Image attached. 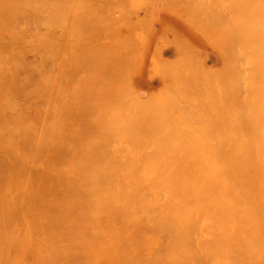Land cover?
Listing matches in <instances>:
<instances>
[{
    "label": "rangeland",
    "instance_id": "rangeland-1",
    "mask_svg": "<svg viewBox=\"0 0 264 264\" xmlns=\"http://www.w3.org/2000/svg\"><path fill=\"white\" fill-rule=\"evenodd\" d=\"M51 1L53 2L55 0H51ZM71 1H73V0H71ZM71 1L69 0V2H71ZM74 1H76V0H74ZM77 1H76V3L80 4V2H77ZM88 1L91 3L93 0L92 1L83 0V3H85V2L88 3ZM96 1L98 3H105V5H111L112 3H114L113 0H109L108 3H107V0L106 1L104 0L105 2L103 0H96ZM129 1H125V3L129 2ZM135 1L136 0H133V4H135V5H133L131 2L128 3L129 5L132 4V6L128 5V7H130V8L133 7V9L134 8L138 9V11L137 10L136 11L134 10V12L132 11L131 14L129 11H131L132 9H130V8L126 9L128 7L126 5H123L124 3L121 4L122 5L121 7H123V10H124L123 14L126 12V15H124V16L128 15V18L127 17L126 18L128 20L131 19L132 22L135 21V22L139 23V21H136L137 17L140 19L145 14H148V13H145V11L151 13V10L153 11L154 10L153 8L155 7L153 5H158L157 9H155L156 13L154 12L153 16L150 15V16H152L153 21L150 20L152 22L149 21V24H148L147 23V21H148L147 16H145L146 22L145 23L143 22V24L146 25L147 33L149 31L150 36H148V37L151 39L150 42L147 41L149 39H147V37H145V35H143V33L147 34L146 29L142 30V28H144L145 26L143 27V25H142L141 27L137 28V30H136L135 28H133V27H135L134 26L135 23L133 24L130 22L131 23L130 25H132V26H129L126 24L127 26L123 27V25H121L123 23L122 22L123 19L121 17L124 18V16H121V14H122L121 12L123 10L121 12L119 11L122 9L120 7V5L118 6V7H120V9H118V7H116V9H115V5L112 4L113 7L110 6L108 9H105L107 7H104V10H106L107 12L106 11H105V13L102 12L103 6L101 7L102 10L98 11L99 13L103 14L102 15V14L98 13L100 15V17L104 16V14H105V17H107L106 14H108V13L113 14V15H108V16H110L109 19H111V20L113 19L111 17H114V19L112 20V24H114V22L115 23H117L119 21L121 22L119 25L120 28L117 29V30H119V32L115 30L117 33L114 35H112V34L108 35L107 33H105L106 37L109 36L108 37L109 41L105 37L102 38V36L104 34L101 35V33H100L101 30L98 29L99 27L97 25L99 23H97L95 21L93 22V20H92L98 16L96 14L97 10L96 9L95 10L88 9L87 4L82 5V3H81L80 4L81 6L75 7L76 11L77 10L79 12L81 11L80 12L81 18H82V16L85 17V19H83V20L87 24L84 23L83 21H82L83 22L82 24H81V21L79 24L78 21L80 20V13L79 14L77 13V15H79V16H77L75 13L76 21H77V17L79 19L76 23L77 24L76 26H75L74 22H73V24L72 23L67 24L68 27L71 24L70 27H73L72 30L74 32L73 33L71 31H69V29H71L69 27V29H68L69 32L65 33V34H67L68 37L66 35H64V37H61L60 35H58L59 33L61 34V31H63L65 26H64V24L59 26L60 25L59 22H56L58 24H55L53 22L55 20H53V19H57L56 17H58V16H56V17L51 16V18H52L51 19V23H52L51 26L54 24L53 25V27L55 26L54 30L56 28H59L58 31L61 30L57 34L56 33L57 31L55 32L53 29H51V37H52L51 42L53 40V42L51 43V47H52L53 43H54V45H55V43H56V45H58L57 47L55 45L53 48H51V51H54V52L58 51V48L60 47L61 53L66 54L65 51H67L68 54H66V55H69V56L73 55V56H70V57L67 56L66 57L64 54V56L60 57V55H63V54L59 53L60 54L59 58L57 56H56L57 58L56 57L54 58L58 62L54 61V59H53L54 56H49V63H50L49 65L50 66L48 65V67H50L49 69L53 70L55 73V75L50 73V77L52 78L50 80V83L51 84L53 83L52 84L53 87L51 86L52 89L49 92L37 93L36 95H35V14L31 13V12L0 13V264H181V220H180V216H179L178 181H177L176 173L169 172V171H161V172H154V173H146V172L129 173V172H117V171L112 170V169L100 170V169H97L95 167H85V166L80 167V166H83V164H84L83 160L77 161L78 163L82 162V164H80L76 167H71L69 164V163H71L70 159L67 157L52 159V158L46 157L44 155H35V112L37 109H38V111H39V109H42V108L49 109L50 114H51V118H56V115L61 116V113H63V114L67 113L66 116H67L68 120L71 121V123L69 122L70 126L72 127V126L77 124L78 126H80V129H82L83 127L85 128L87 125H89V124H86L87 120L88 121L89 120L90 121H97L96 119L100 118L103 115L104 111L113 107V103H112L111 99L106 97L105 95L101 94L95 88V86H93V83H96L97 81L95 79H93V80H91V79H92V77L94 78L97 71L95 69L96 72H94V69L92 67L93 66L95 67V64H97V67H98V64L100 61L97 63L96 60L99 58V54H100V57L101 56L104 57L106 55L105 54V52H106L105 48L108 50L110 49L112 52V48H110L111 44L113 42H115L114 41V40H116L115 38L119 37V39H121V41H119V43L117 44V46H119V48L117 46L115 48V49L118 48V52H117V54L114 52V56H117V58L114 57L116 60L113 59V60H115V63L117 62L116 65H118V63H119L118 61L121 58L120 55H122V53H121L122 51H120L122 49V47L123 48L125 47L126 49L128 47V50H129L132 46L133 41H131V40H130L131 42L129 43V46H126V43H125V40L127 41V39L125 37H129V36H126L127 35L126 33L128 32V30L130 32V33H128V35H130L131 38L134 37L133 36L134 33H137L136 38L140 39L139 38V36H140V37H142V40L145 39V40H143V42H145L144 43L145 45L141 42L142 43L141 45H143V47H145V48H143V47L141 48V45L139 47L140 49H142V51L145 50L144 51L145 53L141 52L143 54L139 53V49H137L138 45L135 46L136 45L135 42L133 44V47H135L138 50V52L137 53L135 52V53L141 54L142 57H139L136 60H132L131 61L132 63H130V64H129V62H130L129 57L127 58V61H126V59H125V62L123 61L125 65H123L124 67L121 71L123 72L124 75L126 74V76L123 75V77L119 76L118 74H115L113 72L114 64H113V67H110V69H112V72H109V70H108L109 66L107 67L106 64L103 65L104 63L102 64L101 62H100V64H102L105 67V70H107V72L105 73L104 69L101 70V68H98V72H99V70L101 72H104L101 74H103L102 76H103V78H105L104 79L105 81H108L107 76H105L107 74L108 77L110 78V80L115 78L114 80H116V82L118 81L122 85V88L121 87L120 88L123 89L121 91L127 92L125 95L123 92L118 91L117 86H116V89H117L116 91L121 92L120 95L123 93L120 97L122 99V101H124V96L129 97L130 93L133 94L134 90L132 88H134L135 90L138 89L136 92V94H137L136 96L138 98L136 99V96H134L135 97L134 101H133V98H131L132 100L130 99L131 101H129V102H131V104H134V103H137V102H135L137 100L138 101L137 105H140L139 101L141 99V101H142L141 107H142V104L148 105L149 103H151V102L147 103V100L150 101V99H147V98H149V97L153 98L157 93H159V91L156 90L157 88L158 89L162 88L160 90L161 91L160 95H161V98H163L164 100L169 99V97L171 95V97H170L171 105L168 103L170 106H172L174 104L173 101H175L174 99H176V98L178 99V101L180 103H183V102L185 103V100L182 101V99H183L182 96L184 97L185 95H188L187 93H189L190 91H192L191 94L194 93V94L188 96L191 99H186V98H188L187 96H186V98L184 97L188 101V103L189 102L193 103L194 99H196V102H198L199 96L201 97L200 94L201 93L205 94L204 96L202 95L203 99L201 98L199 100V102L201 100L203 102L207 101V100H210L212 102L210 103L208 101L210 104L208 105V102H207V103H205L206 106L204 103L198 102L199 104L202 103L204 105V107H203V105L198 106L197 105L198 103H197L194 105L195 107L193 106L194 108H191L192 111L188 110L189 106H191L190 104H188V106H186V109L188 111H191V116H190V113L188 112L189 113L188 115L190 116V118H187L188 116L186 117L185 114L183 115V113L187 112V111H184V110H186L185 108H183V109L181 108L180 110L178 109V111L176 110L177 108H179L176 106V104L178 103L177 100H176L177 103L174 106V110L171 109L172 110L171 111L167 106L168 104H166V106H167L166 108H164V109H162L163 107L161 108L160 105L162 102H164V105H165V101H162L161 98H160L161 103H158L159 99L154 98L155 100L158 101L156 103L154 102L155 100L152 99L154 102V105H156L157 103L160 104L159 108H161L162 110H165L167 113H168V111H171L172 113L174 112L173 115L171 114L172 116L168 117L171 121L174 120L173 118H175V115L179 116V120L177 119L178 117L176 118L177 119L176 121L178 122V124H176L177 122L174 121V122H176L175 126H177V127H175L173 123H172L173 125H171L172 127L174 126L175 128H177V130L180 128L179 126L184 127L186 125L189 126V128H193L194 132L191 130H188V131H190V132H188L187 131L188 127L186 126V131L188 132V135L185 134L186 136H189L190 133L196 134V132H197V134H198V131H197L198 126H197V128L195 125H194L195 128H194V126L190 127V124H192V123H185V121H184V123L186 125L181 124V123H183L182 122L183 120L181 121L180 119L182 117H185V119L190 120V121L188 120V122H191L193 120V116H195V114H198V110L201 113H199L197 120H199L200 117H202L201 119H203V120H200L199 127H201V128H202V126L204 127V125H202V124L203 123L205 124L206 122H208L209 119L215 127L218 126L216 124L217 122H219L218 123L219 125L223 124V126L220 125V127L221 126L223 127V129L221 127V131H220L219 126L217 129L212 128L214 126L212 124L210 125L211 122L209 121V125H210V127L208 125L209 129H207V131L205 130L207 127V123H206V127H204L205 129L204 128H202L204 130L201 129L203 131V134H206V135L208 134L209 131H210L209 134L213 132L212 136L214 135V132H216L215 135H217L218 132H221V133H219L220 135H217V137L221 136L222 132H225V133H223V135L224 134L228 135V132L230 130L229 124L236 122L235 121L236 119H237L236 125L237 126L239 125V127L240 126H244V127L248 126L249 127V125H256V124L260 125L261 124L260 123L261 121L258 119L260 116V115H258V109H257L256 105L251 104L252 102L249 98L253 94H260L261 92L264 93L263 92L264 91L263 90L264 83H262V80L264 79L263 78V75H264L263 72L264 71L261 72V71H259V68H258V72L255 74L256 76L252 74L253 72L254 73L256 72L255 70L252 71V69L256 67L254 65V64H256V63H254V61L257 62L256 65H258V63L263 62V64H260V65H263L262 68L264 67V58H262L264 56L263 55L264 53H262L263 56L260 54L262 52V49H264V40H263L264 38L262 37L263 34H261V32L264 31V29L263 30L260 29L261 28L260 23H262L264 19L262 20L260 18V20H259L258 16H257V15H259L260 17H262L264 15V12L261 13L262 12L261 10L264 11V9L260 8L261 12L258 9L259 7H264V5H262L264 0H262V2H261V0H257V2H255V0H254L253 5H252L253 0H248V2L252 1V3L249 2L250 4L249 3L247 4L246 3L247 1H245V0H240V1L244 2V4H243L242 2L239 1L240 3H242L245 6V8H249L250 7L249 5H252V8L249 9L250 11L247 9L245 10V11H249L248 13L244 11L245 14H243L242 19L240 18L241 14L239 15V13H241L240 11L244 10V8H243L244 6L242 4L239 3V6L238 7L236 6L237 10H235V11L230 10L232 8L234 10L235 4L238 5V3H235V2H238V0H233L234 6H233V3L231 0H228V1H231L230 3L227 2V0H226L227 4L224 3L225 5L222 3H218V4H222L221 7H220V5H218V7L221 9L223 8V5H224L225 9L229 8V10L228 9L225 10L224 8L222 10L221 9L220 10L221 11L225 10V12L227 13L225 16L223 15L224 17L227 18V16H228V19H230L232 17V21H233L232 23L229 22V21H231V19L228 21L226 18L220 16V13H222V12H220L219 15L218 14L215 15L216 17H214V14H216V10L218 9V7H215V5L217 6V4L214 5L215 1L213 0L214 6L213 5L212 6L215 7V8H213V10L215 9V13L211 12V14H213V17L211 16V14L210 15L208 14L211 17L210 18L207 17V19H206L207 21H208V19L209 20L211 19L212 21H214V19H216L218 16H220L222 19L224 18L227 20V22L225 21L226 23H231L230 24L231 27H232V24H235V26H234L235 31L239 27L240 29H238L239 31L237 30V32H240L241 34L244 33L245 35H241L243 38L249 39L250 37H252L253 38L252 41L253 40L255 41V39H256L257 40L256 42H258V41L263 42L262 45H261V42H260V44L258 42V44L260 45V48H258V46H256L258 51L256 50V48H254L256 50V55H257V52H260V51L261 52L258 53L257 56L254 54L255 57L253 55H251L252 59L249 60V58H248L249 56H247L248 54L246 55L247 57L244 54L246 53V51L247 52L249 51L248 50L249 48H250V51L252 52L253 48L251 49V46L254 45L253 47H255L256 42L254 43V41H253V43H254L253 44V43H251V41L249 43V41L247 40L246 42H248V43L243 44L242 43L243 39H241L242 37L241 38L239 37L240 33H238L239 36H237V37H239V39H240L239 40L240 42L239 41L238 42L240 44L242 43L244 46L249 45L248 48H245L246 49L245 53L244 52H243L244 54L242 53V55L245 56V57L241 56V58L242 57L245 58V59L242 58L243 61L241 58H239V59H241L240 61H238L239 59L237 60V58L239 57L238 56L239 54L235 55V57L238 56V57H236V59H234L235 57H234V55H232L235 53L237 54V51H238L237 47H236L237 51H235V49H234L235 52L232 50L233 48H235L234 43H236V41L238 40V38L234 37L233 34H232V38L233 39L237 38V39L232 40L231 36L226 38L225 41H223V42H226V44H229V46L226 45V46H228L226 53L227 52L228 53L227 54L222 53L221 49L223 47L222 46L223 43L221 44V46L219 48L218 47L220 45V44H218L219 42H215V41H217V38L219 36L217 37L214 35L215 32H217V31L215 28L211 29L214 25L216 26V24H215L216 22L214 23V25L212 27L211 26L209 27L207 25L209 27V29H208L209 33H207V34H209V36H211V34H213L212 35L213 37L208 36L209 39L213 38L215 40V38L217 37L215 41H211L213 43H211L210 41H208V42L205 41V38H207L206 40H209L207 36H204L205 38H202L204 35V32L205 33L207 32V29H206V31H204L205 29L201 31V32H203V35H201V37H200L201 32L199 33V32H195L197 30H192V27H193V29H196L195 27L198 28V25H195V24H194L195 26L192 24L189 25L188 22L192 21L195 23L197 21L196 24L197 23L199 24L198 21L200 20V19L199 20L194 19L195 20L194 21L192 18L189 17L192 20H190L188 22L186 21V19L188 18V17H186V15L187 16H190V14L195 15V14H192V12L195 11L194 4H193V3H195L194 0H193V3H191L192 0L190 2L184 0L183 2H186V3L180 2V0H178V1L177 0H159L161 2V4H159L157 2V0L156 1L155 0H150V1H148V0H146V1L145 0H137L136 2ZM199 1H201L200 3L203 5L204 2L209 3L210 0L209 1L204 0L203 2H202V0H199ZM199 1L197 0L196 3H198ZM221 1H219V2H221ZM61 2H63V1H61ZM123 2H124V0H123ZM144 2H146V3H144ZM164 2H165V4L171 3L170 5H172L173 9L175 8L177 11L174 10L171 13L170 12L171 10L169 9L170 7H168V9H165L164 8L165 7ZM176 2L179 3L180 5H184L185 8L187 9L186 12L188 10L189 11L192 10V11L191 12L188 11L189 13L183 12L184 14H180V13H182L181 11H185V9H183V10L180 9L181 11H178L179 5ZM216 2H217V0H216ZM224 2H225V0H224ZM63 3H61V4H63ZM67 3H68V1H67ZM94 3L95 2H93V4ZM96 3L94 5H96ZM115 3L117 4V1ZM120 3H122V2L120 1ZM255 3L257 5H255ZM258 3L261 5L259 6ZM69 4H70V8H71L72 4L71 3H69ZM168 4H167V6H170ZM228 4L230 7L231 6H233V7L230 8L228 6ZM64 5H65V3H64ZM64 5H61V6H63L65 9H67V6L69 7L68 4H67V6L66 5L64 6ZM145 5H147V6H145ZM162 5L164 6L163 8H162ZM54 6L57 7V5H54ZM61 6H60V8H61ZM74 6H77V5H73L72 8H74ZM89 6H92V5L90 4ZM124 6H126V7H124ZM134 6H136V7H134ZM138 6H139V8H143L142 9L143 11H141V9H139ZM208 6H209V4H208ZM241 6H242L243 10H242V8L239 9V7H241ZM254 6L258 7V8H256V10L259 11V14H257L258 11L256 13V10H253ZM80 7L83 8L84 10L88 9L89 10V12L87 10L88 14L91 13L90 10H93L94 12H92V14L94 13L96 15L93 16L94 18L91 17L92 18L91 19L89 16L87 17L88 14L86 11H85V13L87 15L85 13H84L85 15H83V13H82L83 9L80 10ZM97 7H99V5H97ZM97 7H95V8H97ZM189 7L191 8V10L188 9ZM209 7H207V8H209ZM55 8H53V9H55ZM72 8L70 10H72ZM53 9L51 11H53ZM61 9H63V8H61ZM199 9L202 10V8H200V7H199ZM210 9L212 10V8H210ZM116 10H118L119 13H121L119 15V17L117 15L118 11H116ZM127 10H129V11H127ZM203 10L201 12H205V10L204 11ZM220 10L218 9L217 11H220ZM252 10H253V12H252ZM60 11H63V10H60ZM68 11H69V9H68ZM68 11L66 12L67 16L69 15ZM228 11L229 12L231 11V12L229 13ZM254 11H255V13H254ZM74 12H75V10H74ZM116 12H117V14H116ZM176 12H179V13L177 14ZM201 12H199V15ZM232 12L237 13V15H239V16L236 17L237 15H235V13L231 14ZM58 13H60V12L58 11ZM169 13H171V15ZM173 13H175L177 15L176 18H175L176 15ZM228 13L231 14L230 18H229ZM246 13H247V15H246ZM253 13L256 15H253ZM57 14L54 13V15H57ZM136 15H138V16H136ZM199 15L197 13V16H199ZM233 15H235V20H234ZM249 15L253 16V18H251L253 20H255V18L257 17L256 21L254 22L253 20H250ZM60 16L65 17L63 15H60ZM148 16H149V14H148ZM180 16H182V18ZM205 16H206V14L204 13L203 16L200 15V18L202 19ZM247 16H249V18ZM68 17L73 18L74 15H73V17L72 16H68ZM185 17H186V19H185ZM245 17H247V18H245ZM70 18H68V19L70 21H72ZM75 18L73 19V21L75 20ZM120 18H121V20H120ZM142 18H144V17H142ZM236 18H239V19H236ZM262 18H264V17H262ZM101 19H103V18L101 17ZM104 19L107 20V18H104ZM109 19H108V22L111 23V21ZM149 19H151V18L149 17ZM154 19H157V20H154ZM183 19H185V22ZM218 19H219V17H218ZM222 19H220V20L222 21ZM243 19H245V20H243ZM247 19H249L250 23L253 22L252 26L248 22ZM99 20H100V18H99ZM124 20H125V18H124ZM131 20H129V21H131ZM145 20H143V21H145ZM164 20H166V21L168 20V22L170 21L171 25L168 22H165ZM204 20H205V18H204ZM211 20H210V22H211ZM239 20H240L239 23H241L242 25L241 24L236 25V21L238 23ZM257 20L262 21L260 23L258 22L260 30L258 28L255 29L256 25H254V24L255 23L257 24ZM57 21H58V19H57ZM97 21H98V19H97ZM245 21H247V23ZM60 22H63V21H61V19H60ZM106 22H102L101 24L104 23L102 26L106 27L108 25V24H105ZM163 22L169 24L170 25V27L168 26L169 28H172L173 26H174L173 28H175V29L177 28V26H178V28L180 27V30H179L180 34H178L179 31L177 32L174 29L175 33L171 34L168 30L166 32L167 34L164 32L165 33V36H164L162 34L163 33L162 31L167 26L164 27L163 24L165 25V23H163ZM202 22H206V21H202ZM202 22H200V23H202ZM217 22H218V20H217ZM220 22H218V23H220ZM96 23H97V25H96ZM141 24H138V25L140 26ZM206 24H208V22ZM210 24H212V23H210ZM258 24H257V26H258ZM65 25H66V23H65ZM149 25H151V28ZM201 25H199V26L202 27L203 25L202 26ZM227 25H229V24H227ZM227 25H226V27H227ZM247 25H250V26L248 27ZM263 25H264V22L262 24V28H264ZM81 26H83V27L85 26L86 30L83 28L81 30V32H79ZM86 26L88 29L86 28ZM92 26L95 27V29H93ZM108 26H110L109 28L111 29V25L109 24ZM115 26H116V24H115ZM236 26H237V28L235 29ZM96 27H98V28H96ZM224 27L225 26H223L222 28L224 29ZM228 27H230V26H228ZM242 27L244 30L241 29ZM251 27H253V29H255V32H256V30H259L258 32H256L258 35L254 34V36H250V35H253V33H254V30ZM77 28L79 30H76ZM114 28H116V27H114ZM153 28H156V30ZM204 28H207V27L205 26ZM100 29H102V27H100ZM140 29H141V32H139ZM83 30H85V33L83 32ZM109 30L107 32H109ZM164 30L166 31L167 29H164ZM217 30H219V29L217 28ZM241 30H243L244 32ZM247 30H249L250 32H253V33L250 34V32ZM104 31H105V29L102 31V33H104ZM174 31L172 30L171 32H174ZM210 31L212 33H210ZM225 31L228 32V30H226V29H225ZM231 31L233 32V30H231ZM65 32H67V31H65ZM82 32L84 33V35L81 34L80 36H77L78 33H82ZM92 33L98 34V35H95V37L92 35V37H94V39H95V40L92 39L93 42L97 40V43H98V41H100L99 43L102 45V47H103V45L105 47L104 53H102L104 51L102 48L103 51L101 50V52H100V50H98L100 52L99 54H97V53L92 54V56L94 55L93 57H94L95 61L93 60V58L90 59V57H92L90 52L88 53L90 55L87 54V52L89 51L87 47L90 46L87 43L90 40L87 41L86 39L90 38L89 34L91 35ZM139 33H141V34H139ZM160 33L164 36V37L162 36L163 38L162 37L160 38V39H162L161 42H160V39L158 38L159 36H161ZM176 33H177V36H179V37L182 36L184 38V36H185V38H189V39H183L182 37H180L183 40L182 41L180 39V42L183 43L182 47H180L181 44L179 45L180 48H178L176 46V44L179 43V41H178L179 37L174 35ZM246 33H247V36L249 35L250 37L249 36L247 37ZM63 34H64V32H63ZM74 34H76L75 35L76 37L74 36L73 38H71V36H73ZM124 34H125V36H123ZM234 34H235V32H234ZM151 35H153V36H151ZM173 35L175 38L176 37L178 38V40L174 43H173V40H175V38L173 37ZM220 35L227 36L226 32H225V34H220ZM81 36L86 37V39H84L85 41L82 40L83 38L80 39ZM186 36H189V37H186ZM65 38L68 39L67 42H69L68 43L69 46L67 45V43L63 42L65 40ZM220 38H222V37L220 36ZM71 39H73V40L77 39V42L79 39V42L78 43L73 42V40H71ZM98 39H100V40H98ZM129 39H130V37H129ZM138 39H137V41H138ZM167 39L170 40V43L165 42V40H167ZM223 39H224V37H223ZM227 39H230L229 42L231 41L232 45L230 44L231 42L227 43L228 42V41H226ZM188 40H190V41H188ZM249 40H251V38ZM184 41H186V43ZM70 42H71V44H70ZM80 42H82V44H79ZM163 42H164V44L166 43L167 47L160 46L161 48L162 47H164V48H162V49L159 48V51H158V49L156 50V51H158V53L160 52V55L158 54L157 61L159 60L158 62L160 64L166 65L167 62H169V63L174 62L176 64V62L179 60V62H178L179 64L173 65L171 67L172 64L170 63V66H169V64L167 63V65L169 66L167 68V66L166 67L162 66V65L160 66V64L156 63L157 61L155 60L156 59L155 56H157V52L153 49H154V46L156 45L155 43H157V44L159 43V45L161 43L162 45H164ZM190 42L191 43L193 42L192 43L193 46L194 45L199 46V48L196 46V50L194 49L195 46H194V48H193V46L190 49L188 48V50L190 52H194L197 54L196 56H194V53H193L194 57L191 56V59L192 60L194 59L193 61H191L186 56L187 52L190 53L187 50V48L186 47L183 48L184 46L190 45L191 44ZM97 43H96V45H97ZM115 43L113 44V46H115ZM239 43H236V44H238V47H240ZM84 44H86L85 48L82 47ZM170 44H172V45H170ZM213 44H215V46H216V44H218V46L215 47ZM92 45H93V43L91 42V46ZM96 45L94 44V46H96ZM191 45L189 47H191ZM98 46H99V44L96 46L95 49H97ZM226 46H225V48H223V50L226 49ZM100 47L101 46H99L98 48H100ZM158 47H155V48H158ZM54 48L57 50H54ZM79 48H82V50L85 49L88 51L83 52L82 50H78ZM146 48H147V50H146ZM181 48H183V49H181ZM63 49L65 51H63ZM75 49L78 51H76ZM115 49L113 47V50H115ZM126 49H125V51H126ZM133 49L134 48H132V50H129V51L127 50V52H126V53H128L127 56H129L130 54L135 55V53H133ZM259 49H260V51H259ZM137 50H135V51H137ZM241 50L244 51V48ZM130 51H132V53ZM182 51H183V53H182ZM232 51H233V53H232ZM54 52H51V55H55ZM79 52H81V53H79ZM94 52H91V53H94ZM96 52H97V50H96ZM153 52H155V53H153ZM263 52H264V50H263ZM180 53L182 55L186 54L185 56L183 55V57H185V59L183 61L185 63L189 62L190 67L186 65L187 67H184V69H186V70L190 69L189 72L183 71L182 70L183 68L180 69L181 66L185 64L184 62H182V59L179 56V55H181ZM84 54H85V57L86 56L88 57V59H85V58L82 59ZM110 54L111 53L109 52V54H107L108 58L107 57L106 58L109 59V61H112L110 58L111 57ZM125 54L123 57H126ZM151 54L153 55V57H151ZM56 55H58L57 52H56ZM260 55H261V58H260ZM76 56H78V57H76ZM230 56L231 57L233 56V58H231ZM251 56H250V58H251ZM137 57H134V58H137ZM202 57H204L205 59ZM253 57H254V59H253ZM60 58H64V59H60ZM150 58H152L154 60L151 61L152 59L150 60ZM196 58H197V60H196ZM246 58H248V60ZM84 59L86 62L84 61ZM107 59H105V60L102 59L103 61L102 60L101 61L102 62L108 61ZM121 59H123V58H121ZM232 59H234L233 62H231ZM52 60L55 62V65L51 64V63H53ZM128 60H129V62H128ZM235 60L240 64H238ZM245 60H247V62H244ZM260 60H262V61H260ZM109 61H108V63H110ZM160 61H162V62L164 61L165 63L164 62L161 63ZM186 61H188V62H186ZM193 62H195V63L193 64ZM226 62H230V63H226ZM126 63H128V64H126ZM250 63H252V65ZM100 64H99V67H100ZM196 64H198V65H196ZM128 65H130V67H131L130 68L131 72H129V74L127 72L128 71L127 68H129ZM151 65H153V66L151 67ZM193 65H195L196 70H198L197 66L204 68V69H201L199 67L201 69V72L203 73L202 76H201L202 73H197L200 70L194 72L195 68H194V70L192 69ZM239 65H240V67H239ZM111 66H112V64H111ZM253 66H255V67H253ZM104 67H102V68H104ZM139 67H142V68H139ZM149 67H150V69H148ZM231 67H233V68H231ZM258 67H260V66H258ZM39 68H40V66H39ZM116 68L119 71L118 67H116ZM116 68L114 70H116ZM132 68H133L134 72H132ZM151 68H153L152 71H154V73H151L152 75L148 74V71L150 72ZM159 68L161 69L162 72L159 71L160 70ZM165 68H167V69H165ZM227 68H228V73L224 72L225 73L224 74L223 71H226ZM230 68H231V71L233 70L231 73L229 72ZM162 69L164 70V73H166L168 70H170V71L167 72V75H166V74H163ZM206 69L208 70V72H206ZM222 69H224V70L222 71ZM40 70H41V68L39 69V71ZM50 70H49V72H50ZM156 70L159 71V73L157 72L158 74H155ZM239 70H241V71H239ZM250 70L252 71V73H249ZM256 70H257V68H256ZM177 71L185 72L184 75L189 79V80L187 79L188 83H187V81H184L187 86L190 85V83H194L193 80L198 81L199 84L195 82L194 83L195 85L194 84H193V86H191L192 84L190 85L191 87L190 86L187 87L184 84H182V86H181L182 89L180 87L181 91L183 90L184 92H186V91L187 92L184 94V92L182 91L183 93L181 92V95H180V89L178 91V85L180 86V84H181V83L179 84V82H178V81H180L179 75L182 78L181 80H183V77H184V79H186V77L183 75V73H179L177 76V73H178ZM122 72L120 73V75L122 74ZM135 72H137V73H135ZM191 72H194L195 74L197 73V75L198 74H200V75L195 76L192 73L193 78H194L193 79L191 74H190ZM218 72L223 73L224 75H226V77L227 76L229 77V79L227 77L226 81H225V84L227 85L226 90L221 89L222 91H220V89H219V87L224 88L225 86L219 85V87L217 86L218 88L216 87V85H214L215 87L213 86V84H215V83L218 84L217 82L222 83L221 82L222 80H223L222 85H224V80H225L224 77L225 76L223 77V74H221V76H220ZM237 72H241V77H243L242 75H244V74L247 75L246 77L244 76V79L246 78L247 84L249 86L246 83L244 84V81L246 82V80L241 78L239 76V74H237ZM260 72L263 73V75L259 74ZM139 73H141V75H139ZM170 73L173 76L170 75ZM173 73H176V76L179 77L178 80L175 77L176 82L173 81L174 76H175V74H173ZM212 73H213V75L218 74L220 76L221 80L214 79V76L212 75ZM214 73H216V74H214ZM97 74H99V73H97ZM101 74H99V76ZM128 75H129V79L131 80L130 82L128 81ZM218 75L216 78H219ZM235 75L236 76L238 75L241 78V81H243V80L244 81L240 83L239 77H236L239 79L238 80L235 78ZM248 75H250V79H248V77H249ZM96 76L98 78V75H96ZM102 76H101V78H102ZM154 76H155V78H154ZM194 76L197 78V80ZM72 77L73 78L74 77L75 78L80 77V78H79V81H75V80H77V79H75L74 80L75 82H74V81H70ZM207 77H208V79H207ZM232 77L234 78V80L236 79L237 81H233V82L231 81L233 84L232 83L230 84L229 81L233 80V79H231ZM260 77L262 79H260ZM203 78H205V79H203ZM251 78L254 81H257V83L261 82L260 83L261 85L259 84L258 86H256L257 83H254V81ZM152 79H154V80H152ZM227 79H228L229 85L227 84ZM52 80H53V82H51ZM97 80H99V79H97ZM110 80H109V82H110ZM170 80L172 82H174V86ZM249 80H252V81H249ZM199 81H201V82H199ZM69 82H72V83L74 82V84L70 85ZM111 82L113 84H115L112 80H111ZM75 83H76V85H75ZM161 83H163V86L165 85V88L162 87ZM202 83H204V84H202ZM235 83H237V84H235ZM253 83H254L255 87L253 86ZM68 84H69V86H68ZM77 84H78V86H77ZM196 84H198V86ZM200 84H202V85H200ZM250 84H251V86H250ZM66 85H67V87H66ZM233 85H235V86H233ZM72 86H74V87H72ZM171 86H173L174 88H172ZM206 86H207V88H205ZM240 86H241V88H240ZM194 87H195L196 91L194 90ZM196 87L200 88L198 92H197ZM229 87L232 88V90H230ZM168 88L173 90L174 93H170L172 91H169L168 94L166 95ZM184 88L186 91L184 90ZM208 88H210L209 91H211V93H209V91H207ZM152 89H155L156 94H154ZM163 89H167V90L162 92ZM235 89H237V90H235ZM151 91L153 93H151ZM219 91L221 92L222 97H225V100H224V98L222 99L220 97V93H218ZM206 92H208L209 95L211 94L210 97L213 95L214 98L209 99V96L207 94L208 99L204 100V97L206 96ZM222 92H224V94ZM175 93H178L180 96L176 94L177 95V97H176ZM195 94H197V95H195ZM233 94H234V96H232ZM240 94H241V97H240ZM160 95H159V97H160ZM225 95H227V96H225ZM229 95H231V96H229ZM235 96H236V98H235ZM35 98L37 100L36 105H35ZM216 98L217 99L221 98V99L217 100ZM126 99H128V98H126ZM226 99L228 101H226ZM242 99H244V100H242ZM143 100H145L146 102ZM229 100H230V102H229ZM248 100H249V102H248ZM127 101L125 100L124 103H126ZM238 101H240V102L238 103ZM222 102H223V105H222ZM241 103H242V105H240ZM245 103L247 105H249V108L247 105H245ZM128 104L129 105H127V107L132 108V107H130L131 104L130 103H128ZM180 105H178V106H180ZM182 105L185 107V105H187V103L182 104ZM219 105H221V106H219ZM157 106H154V107H157ZM197 106H198V110L196 109ZM139 107H134V108L138 109ZM143 107H145V109L147 111V109L150 107V104H149V107L148 106L146 107L145 105ZM207 107H208V110H207ZM210 107L214 108V110H215V107H217V110L220 109V107H221V109L218 110L217 112H214V111L211 112L212 109ZM199 108L201 109V111ZM204 108H206L207 113L204 110ZM223 108H224V110H223ZM139 109H140L139 111L141 112V108H139ZM152 109H154L153 105H152V108L150 111L151 113L155 112L157 110H159V111H157L158 114H160L159 112L163 113V111L161 109H158V107H157V110L154 109V111H153ZM193 109H195L194 112H193ZM181 110H183L184 112L183 111L181 112ZM202 110H204V111H202ZM75 111L77 112L76 114H75ZM78 111L80 113L79 117L82 119L81 123H83V119H87L86 121H84L85 122L84 124L80 123L82 125V127L79 123H77V122H79L78 119H80V118L73 119V118L78 117ZM219 111H220V113H219ZM239 111H241V112H239ZM39 112H41V111H39ZM39 112H38V118L40 120L41 119V113H39ZM177 112H178V115L175 114ZM234 112H235V114H234ZM83 113H84V115H83ZM145 113L146 112H144V116H145ZM151 113H150V115L152 116L153 113L152 114ZM157 113H156V115H157ZM181 113L183 116L181 115ZM247 114L248 115L251 114L252 116L251 115L248 116ZM74 115H77V117ZM80 115H82V116H80ZM153 115H154L153 118L149 115H147V117L149 116L148 118H150V120L151 119L153 120L154 118L161 119L162 116H167L165 114L164 115L162 114L161 117H159V115H158V117H155V114H153ZM207 115H208V117H210L209 119L206 118ZM254 115H256V116H254ZM83 116H85L86 118L85 117L83 118ZM195 117H197V116H195ZM222 117L225 119H223ZM228 117L229 118L234 117L235 119L233 118L231 123L228 120L229 121V124H228V122H224V120L227 121ZM250 117H252V118L250 119ZM219 118H221L220 119L221 122H220ZM256 118H257V120H256ZM169 119L166 122L170 121ZM222 119H223V121H222ZM74 120H76V121H74ZM194 120H195V118H194ZM251 120H252V124H251ZM88 121H87V123H88ZM145 121H146V116H145ZM145 121H143V122H145ZM157 121H159V120H157ZM161 121H164V120L161 119ZM161 121L159 123H161ZM179 121L181 123H179ZM214 121H215V123H214ZM150 122H147V124L143 123L142 127L146 126L144 129L146 130V128H147L146 131H148V133L154 132L153 134H151L153 137L152 143H151V145H152L153 143H155L154 141L156 140L154 138L155 135L159 141L161 140L162 136H165V135H160V134H162V133L164 134L165 131L163 132L164 129H162V128L164 126L165 130H166V126L169 123L166 124V122H165V124H164L162 122L163 125L161 124V126L157 124L158 125V128H157L156 127L157 125L154 126L153 123H151V124H153L152 126H151V124H148ZM152 122L155 123V120ZM196 123L198 124L197 121H196ZM196 123H194V124H196ZM248 123H249V125H248ZM151 127H153V132H151L152 131ZM172 127H170V128H172ZM180 129H182V128H180ZM130 130H132L134 132L135 130H137V127H133ZM145 130L143 132H146ZM159 130H160V132H159ZM168 130H170L169 125H168ZM184 130L182 129V131H184ZM201 130L199 129L200 132H201ZM250 130H251V128H250ZM253 130L255 133H257L256 135H259V133L262 134L264 132L263 131L264 128H263V130L258 129V130H260L259 132H256L257 129H255V128H253L251 131H253ZM182 131L180 130L179 133H181ZM116 132L119 135H122L121 132H123V131L121 130V132H120V130H118V131L116 130ZM137 132L139 133V135L143 134V133H141L142 131L141 132L137 131ZM156 132H157V134H155ZM172 132H174V131H172ZM127 133H123V135L124 134L130 135L129 132H127ZM148 133H145V135ZM169 133H170V131H169ZM174 133L176 134V137L178 136V138H179V133H178V135H177V132H174ZM184 133H185V131H184ZM199 134L201 135L202 133H199ZM209 134L207 136L210 137L209 139H211L212 137ZM145 135L143 134L142 135L143 138L142 137L141 138L144 139ZM148 135H150V134H148ZM171 135H167V136L171 137ZM182 135L183 134L180 135L181 136L180 138H182L184 136V135L183 136ZM206 135H203V136L206 137ZM223 135H222V137H223L222 141H223L224 137L226 136V135H224V136ZM116 136H118V135L116 134ZM130 136H132V135H130ZM130 136H128V137H130ZM172 136L175 137L174 135H172ZM192 136L193 135H191V137ZM253 136L255 138V135H253ZM94 137L96 138V135ZM197 137H199V136H197ZM204 137L200 136V138H204ZM227 137L229 138V136H227ZM250 137H252V136L250 135ZM262 137H264V136H262ZM108 138L115 139L114 136L112 137L111 135ZM122 138H124V140L126 141L125 137H122ZM132 138H134V137H132ZM141 138L139 137L137 139H141ZM149 138H150V136H149ZM178 138L177 139L173 138V139L178 140ZM183 138H182V140H184ZM215 138H216V136L213 137V141ZM218 138H220V137H218ZM256 138H258V137H256ZM130 139H131V137H130ZM135 139H134V142H136L135 147H133V144H134V143H132L133 141H130L129 139L127 140V142L130 141L129 144H132V148H131L132 150L140 148V146H137V143H138V145H141L139 143V140L137 141ZM164 139L169 140V138H164ZM173 139H170L169 142L172 141ZM192 139H195V137L193 136ZM119 140H121V138ZM180 140L181 139H179L178 142ZM189 140H191V138ZM197 140H198V138H197ZM206 140L209 141L208 139H206ZM206 140L204 139L203 142ZM218 140H220V139H218ZM141 141H144V140H141ZM165 141L168 142L167 140H165ZM165 141H162V142L165 143ZM184 141L186 142V139ZM199 141L200 140H198V142ZM211 141H212V139H211ZM220 141H218L219 144H220ZM124 142L122 139L121 144H123ZM146 142L148 143L149 141H146ZM174 142L176 143V141H174ZM189 142H191L190 144L193 147V145L195 144L194 140L189 141ZM215 142L218 143L217 141H215ZM215 142H212L211 146H213V147L210 146L211 148L205 145L204 148L206 150L205 149L204 150L208 152V150L210 151L212 148H214L213 150H215L217 152L213 151L212 154H221V153L224 154L225 149H226L225 148L226 147V144H225L226 141H223V143L225 142L224 143L225 146L223 145V147L225 149L223 147L216 149V147H218V146H216ZM141 143H143V142H141ZM172 143H173V141L171 142V144ZM179 143H176L177 148L182 146V144H179ZM121 144H119V147L121 146ZM165 144H163L161 146V148H165ZM178 144H179V146H178ZM187 145H188V141H187ZM149 146H150V143H149ZM185 146H186V143H185ZM185 146L183 145V148H185ZM220 146H222V143L220 144ZM198 147H199V144H198ZM202 147H203V143H201V148H200L201 150L200 151H201V154L204 155L203 154L204 151H202ZM128 148H130V146ZM145 148H146V146H145ZM187 148L189 150L188 154H192L191 150L189 149V145L186 147V149ZM124 149H125V151H127L125 147H124ZM149 149H150V147H148V149L146 151V152H148L147 154H149ZM177 150H179V149H177ZM181 150H180V152L176 151L175 153H177V152L181 153ZM183 150H185V149H183ZM195 150L196 151L194 152L195 153L194 155H197L196 152H198V154H199V149L197 150L195 148ZM121 151H123V149ZM121 151H118L116 153L120 154V155L124 154V151L123 152H121ZM134 151L132 153H137V151H138V154H141V152H142L140 149H138L135 152ZM192 151H194V150H192ZM163 152H165V154H167L166 152H168V151H162V153ZM184 152H186V151H184ZM94 153L101 154V153H105V152L95 151ZM151 153H153V152H150V154ZM159 153H161V152H159ZM108 154H110L109 151H108ZM209 154H210V152H209Z\"/></svg>",
    "mask_w": 264,
    "mask_h": 264
},
{
    "label": "bare ground",
    "instance_id": "bare-ground-1",
    "mask_svg": "<svg viewBox=\"0 0 264 264\" xmlns=\"http://www.w3.org/2000/svg\"><path fill=\"white\" fill-rule=\"evenodd\" d=\"M58 0H55V1H51V0H0V13H13V12H31V13H34L35 14V95L37 94V93H45V92H49V91H51V86H52V84L50 83V80L52 79L51 77H50V73H52V74H54L55 75V73H54V71L53 70H50L49 68L50 67H48V65L50 64L49 63V56H54L53 57V59L57 56L58 58H59V55L60 54H63V55H60V57L61 56H64V54L65 53H61L60 51V47L58 48V51H51V48H53L55 45H56V43H55V45H54V43L52 44V47H51V43L53 42V40H52V42H51V29H53L54 30V28H55V26L53 27V25L51 26V16H58V17H56L57 19H58V21H57V19H53V20H55V21H53L55 24H58V23H56V22H59V26H61V25H63L64 24V29H63V31H61V30H59L58 31V29L59 28H56L54 31L58 34V32H60L61 31V34L59 33L58 35H60L61 37H64V35H66L67 36V34H65V33H68L69 31H71V32H73V27H70V25H69V27L71 28V29H69V27H68V25L67 24H69V23H72L73 24V22H74V24H75V26L77 25L76 23H77V21H78V17H77V21H76V18H75V13H76V15H77V13L79 14L80 12L78 11H76V9H75V7H79V6H81L80 4L82 3V5H85V4H87L88 6V9H93V10H97V17L96 18H94L93 16L94 15H96V14H92V12H94L93 10H90V12L91 13H89L88 14V12H89V10H88V12H87V10H84L83 8H81L80 7V10L81 9H83L82 10V13H83V15H85L86 13H85V11L87 12V17L89 16L90 18L92 17V18H94V19H92L93 20V22L95 21V22H97V23H99L98 25H97V23H96V25L99 27H96V28H98L99 30H101V35L102 34H104L103 36H102V38L103 37H105V38H107L108 39V37L109 36H107L106 37V35H105V33H107L108 35H110V34H112V35H114V34H116L117 32L116 31H118L119 32V30H117L118 28H120V21L119 22H117V23H115L114 22V24H112V20L114 19V17H111V18H113L112 20L111 19H109V17L110 16H108V15H113V14H106L107 15V17H105V14H104V16H101L103 19H101V17H100V15L99 14H102V13H99L98 11H101L102 9H101V7L103 8V11L102 12H104L105 13V11L106 10H104V7H107V8H105V9H108L110 6L111 7H113V5H115V9H116V7H118L119 5H120V7L122 6L121 4H123V5H126L127 7H128V3H132L133 4V0L131 1H129V0H124V2H123V0H113V2L114 3H112L111 5H105V3H98L96 0H90V1H92L91 3L88 1V3L87 2H85V3H83V0H76L77 2H80V4H77L76 3V1H71V2H69V0H59L58 2H57ZM61 1H65L64 3H65V5L67 6V4L69 5V7L67 6V9H65L63 6H61V5H64V3L63 2H61ZM67 1H68V3H67ZM82 1V2H81ZM85 1H87V0H85ZM104 1V0H103ZM106 1V0H105ZM104 1V2H105ZM117 1V4L115 3ZM120 1L122 2V3H120ZM125 1H129V2H126L125 3ZM137 1V0H136ZM135 1V2H136ZM146 1V0H145ZM148 1H150V0H148ZM156 1V0H155ZM178 1V0H177ZM184 0H180V2H183ZM185 1H188V2H190L191 0H185ZM196 1L197 0H194V2L195 3H193V0L191 1V3H193L194 4V8H195V11H193L192 12V14H195V15H191L190 14V16H187L186 15V17H188L187 19H186V17H185V19H186V21L188 22V21H190V20H196V19H200L198 22H199V24L197 23L196 24V22L194 23V22H188L189 23V25L190 24H192V25H198V28L197 27H195L196 29H193V27H192V30H197V31H195V32H201L202 30H204V31H206V29H207V32L205 33L204 32V35H203V32H201V34H200V37H201V35H203V37L202 38H205L204 36H209V34H207V33H209L208 31V29H209V27L211 26H213L214 25V23L216 24V26L214 25L211 29H213V28H215L216 29V31L217 32H215V36H219L218 38H217V41H215L216 40V38H215V40L213 39V38H210L209 39V37H211L213 34H211V36H209L208 37V39L209 40H206L207 38H205V41H215V42H219L218 44H220L219 46H218V44H216V46H218L219 48H220V46H221V44L223 43L225 46L226 45H228L229 46V44H226V42H223V41H225V39L226 38H228V37H230L231 36V38H232V34H233V36L234 37H237V36H239V34L238 33H240V32H237V30L238 29H240L239 27L237 28V26L235 27V29H236V31L234 30V26H235V24H232V27H231V23L233 22L232 21V17L230 18V15L231 14H234L235 12H232L231 14H229V18L231 19V21H229L230 19H228V16H227V18L226 17H224L227 13L225 12V10H229V8H227V9H225L224 8V3H226L227 4V2H231L232 1V3L234 2L233 0H231V1H228L227 0V2H226V0H225V2H224V0H219V1H221V2H219L218 0H217V2H216V0H214L215 2H214V5L215 4H217V6L215 5V7H218V5H220V7L222 6V4H224L223 5V8L225 9V10H223V11H221L222 9L221 8H219L218 7V9L220 10V11H217L216 10V14H214V17H216L215 15H219V13L220 12H222V13H220V16L221 17H224V18H226L229 22H231V23H226L227 22V20L226 19H222L220 16H218L219 17V19H218V17L216 18L217 20H218V22H220L221 20L220 19H222V21L220 22L221 23V25L217 22V20L216 19H214V21H212L211 19V22H210V20L208 19V21L206 20L207 19V17L208 18H210L211 16L213 17V14H211V12H213V13H215V9L213 10V8H215V7H213L214 5H213V0H206V1H209V3L208 2H204V6L200 3L201 1H199L198 3H196ZM204 0H202V2H203ZM240 0H238V2H235V3H238V5L237 4H235V6H234V3H233V6L235 7L234 8V10H233V6H229V4H228V6L230 7V8H232V9H230V10H232V11H235V10H237V8H236V6L238 7L239 6V3L240 2H242L243 4H244V2L243 1H240ZM245 1H247L246 3L248 4L249 2L250 3H252V1H249L248 2V0H245ZM60 2V3H59ZM93 2H97L96 3V5H94L93 4ZM109 2V0H107V3ZM111 2V1H110ZM142 2V1H141ZM154 2V1H153ZM152 2V3H153ZM157 2L159 3V4H161V2L159 1V0H157ZM212 2V3H211ZM255 2H257V0H255ZM261 2H262V0H261ZM54 5H57V7L56 6H54ZM60 5H59V4ZM61 3H63V4H61ZM69 3H71L72 4V6L73 5H77V6H74V8H72V6H71V8H72V10H70L71 8H70V4ZM144 3H146V2H144ZM148 3V2H147ZM150 3V2H149ZM155 3V2H154ZM167 3V2H166ZM177 3V2H176ZM183 3H186V2H183ZM206 3V4H205ZM218 3H222V4H218ZM242 3H240V4H242ZM249 3V4H250ZM264 3V2H263ZM262 3V5H264ZM92 5V6H89V5ZM105 6H104V5ZM132 4L131 5H129V6H132ZM151 4V3H150ZM163 4V3H162ZM168 4V3H167ZM167 4H165V2H164V6L162 5V8L164 7L165 9H168V7H170L169 9L171 10L170 12L172 13V11H174V10H176L175 8L173 9V6L172 5H170L171 3H169L168 5H170V6H167ZM178 5H179V7H178V11H181V10H183V9H185V11H181L182 13H180V14H184L185 12H186V8H185V6L184 5H180L179 3H177ZM190 4V3H189ZM197 6H196V5ZM208 4H209V6H208ZM211 4V5H210ZM242 4V5H243ZM254 4V0H253V3H252V5ZM259 4V3H258ZM64 5V6H65ZM97 5H99V7H97ZM133 5H135V4H133ZM202 5V6H201ZM213 5V6H212ZM252 5H249L250 7L249 8H245V6L243 7L244 8V10H243V8H242V6L241 7H239V9L240 8H242V10L243 11H240L241 13H239V15L241 16L240 18L242 19V16H243V14H245V12H249L250 10V8H252ZM255 5H257L256 3H255ZM261 4H259V6H260ZM60 6H61V8H63V9H61L60 8ZM94 6V7H93ZM126 6H124V7H126ZM137 6V5H136ZM136 6H134V7H136ZM143 6V5H142ZM145 6H147V5H145ZM144 6V7H145ZM149 6V5H148ZM153 6H155L153 9V11L151 10V13H149V12H146L145 11V13H148L149 14V16H148V14H145L144 16H142V17H144V18H138L137 17V20L136 21H139V23L138 22H132V20L131 19H129V20H131V21H129L127 18H128V15L127 16H124V15H126V12L123 14V12H124V10H123V7H121L122 9L121 10H119L121 13H119V11L118 10H116V11H118V14H117V12H116V14L118 15V17H119V15L121 14V16H124V18H125V20H124V18L123 17H121L123 20H122V24L121 25H123V27H125V26H127V25H129V26H132V25H130L131 23H135V27H133V28H135L136 30H137V28H139V27H141L142 25H143V27L144 28H142V30H145L146 29V25H144L143 24V22L145 23L146 22V17L145 16H147V23L149 24V21L150 20H152L153 21V19H152V16H153V13L155 12V9H157V6L158 5H153ZM152 6V7H153ZM184 8H183V7ZM197 8H196V7ZM206 6V7H205ZM227 6V5H226ZM227 6V7H228ZM56 7V8H55ZM90 7V8H89ZM93 7V8H92ZM95 7H97V8H95ZM120 7H118V9H120ZM199 7L200 8H202V10L204 9L205 10V12H201L202 10L201 9H199ZM204 7V8H203ZM207 7H209V8H207ZM53 8H55V9H53ZM130 7H128V8H126V9H129ZM138 8H139V6H138ZM161 8V9H162ZM210 8H212V10L210 9ZM255 8V9H254ZM256 8H258L257 6L255 7H253V10H256ZM260 8H262V9H264V7H259L258 9H259V11L261 10ZM53 9V11H51ZM63 10V11H60V10ZM68 9H69V11H68ZM100 9V10H99ZM130 9H132L131 11H129V10H127V11H129L130 12V14H131V12L133 11L134 12V10L136 11H138V9L136 8H134L133 9V7H131ZM139 9H141V11H143L142 9L143 8H139ZM181 9V10H180ZM188 9H190L191 10V8L189 7ZM249 10V11H245V10ZM74 10H75V12H74ZM203 10V11H204ZM210 10V11H209ZM253 10H252V12H253ZM58 11L61 13H58ZM68 11V16H72L73 17V15H74V17L73 18H70V17H68L67 16V12ZM71 11V12H70ZM149 11V10H148ZM157 11V10H156ZM169 11V10H168ZM177 11V10H176ZM189 11V10H188ZM186 12V13H189V12H191V11H189V12ZM198 11V12H197ZM210 13H209V12ZM245 11V12H244ZM257 11L258 10H256V13H257ZM259 11H258V13L257 14H259ZM262 11V12H261ZM260 12L261 13H263L264 11L263 10H261ZM55 14H57V15H54V13ZM70 12V13H69ZM107 12V11H106ZM109 12V11H108ZM184 12V13H183ZM199 12H201L200 13V15L201 16H203L204 15V13L206 14V16L204 17L205 18V20H204V18H200V15H199ZM238 12V11H237ZM244 12V13H243ZM52 13V14H51ZM85 13V14H84ZM99 13V14H98ZM156 13V12H155ZM171 13H169L170 15H171ZM177 14L179 13V12H176ZM197 13H198V15L199 16H197ZM225 13V14H224ZM247 13H246V15H247ZM251 13V12H250ZM249 13V14H250ZM254 13H255V11H254ZM253 13V15H256V14H254ZM260 13V14H261ZM129 14V15H130ZM173 14H175V13H173ZM211 14V16H209V15ZM60 15H63V16H65V17H61ZM103 15V14H102ZM150 15H152V16H150ZM160 15V14H159ZM168 15V14H167ZM176 15V14H175ZM224 15V16H223ZM235 15H237V13H235ZM235 15H233L234 16V20H235ZM239 15H237L236 17H238ZM77 16H79V15H77ZM131 16V15H130ZM136 16H138V15H136ZM250 16V20H253V19H251V18H253V16L252 15H249ZM249 16H247L248 18H249ZM258 16V19L260 20V18L263 20L264 18H262V17H264V15L262 16V17H260L259 15H257ZM127 17V18H126ZM134 17V16H133ZM140 17V16H139ZM149 17L151 18V19H149ZM177 17V15L175 16V18ZM181 18H182V16H180ZM192 18V19H190V18ZM247 17H245V18H247ZM68 18H70L72 21H70ZM75 18V20L73 21V19ZM99 18H100V20H99ZM104 18H107V20H105ZM121 18H120V20H121ZM154 18V17H153ZM244 18V17H243ZM257 18V17H256ZM256 18H255V20H253L254 22L256 21ZM60 19H61V21H63V22H60ZM83 19H85V17H83L82 16V18H81V13H80V20L78 21V23L80 24V21H81V24L84 22V20ZM97 19H98V21H97ZM108 19L111 21V23H109L108 22ZM128 21H127V20ZM185 19H183L184 20V22H185ZM236 19H239V18H236ZM105 20V21H104ZM143 20H145V21H143ZM154 20H157V19H154ZM194 20V21H195ZM206 21V22H202V21ZM243 20H245V19H243ZM242 20V21H243ZM248 20V22H249V19H247ZM259 20H257V24H258V22L260 23V22H262V21H259ZM83 21V22H82ZM86 21V20H85ZM100 21V22H99ZM107 21V22H106ZM152 21H150V22H152ZM165 22H168V20L166 21V20H164ZM224 21V22H223ZM226 21V22H225ZM68 22V23H67ZM102 22H106L105 24H110L111 25V29L109 28L110 26H106V27H104V26H102L103 24H101ZM131 22V23H130ZM165 22H163V23H165ZM200 22H202V23H200ZM208 22V24H206ZM212 23V24H210V23ZM240 22V20L238 21V23H237V21H236V25L237 24H241V23H239ZM246 23H247V21H245ZM244 22V23H245ZM263 22H264V20H263ZM263 22L262 23H260V26H261V28L259 27V24H258V26H257V24L255 23L254 25H256V28L255 29H264V28H262V24H263ZM65 23H66V25H65ZM84 23H86V22H84ZM119 23V24H118ZM142 23V24H141ZM170 25H171V23H170V21L168 22ZM221 26V27H223V26H225L224 27V29L222 28V30L224 31H222L221 29H220V26L218 25V24ZM223 23H226V25L227 24H229V25H227V27H226V25H223ZM235 23V22H234ZM250 23V22H249ZM87 24V23H86ZM115 24H116V26H115ZM127 24V25H126ZM138 24H141L140 26L138 25ZM167 23H165V25L163 24V26L164 27H166V28H164V29H167L166 31L163 29V35L165 36V33L169 30V32L171 33V34H173V33H175V31H174V29L175 28H173L172 26V28H169L170 27V25L169 24H167ZM203 26H202V25ZM251 24V26H252V24H253V22L252 23H250ZM85 25V24H84ZM194 25V26H195ZM199 25H201L202 27H200ZM207 27V28H204L205 26ZM209 27H208V26ZM242 25V24H241ZM74 26V25H73ZM89 26V25H88ZM150 26V28H151V25H149ZM169 26V27H168ZM186 26V25H185ZM219 26V27H218ZM228 26H230V27H228ZM240 26V25H239ZM248 27L250 26V25H247ZM264 26V25H263ZM53 27V28H52ZM67 27V28H66ZM93 27V26H92ZM100 27H102V29L104 28L105 29V31H104V33H102V31L104 30H102V29H100ZM114 27H116V28H114ZM241 27V26H240ZM253 27H251L252 29H253ZM85 29V26L83 27V26H81L80 27V30L77 28L76 30H79V32H81V30L82 29ZM86 28H87V26H86ZM91 28V27H90ZM107 28V29H106ZM129 28V27H128ZM163 28V27H162ZM177 28H178V26H177ZM175 29L177 32L180 30V27L178 28V29ZM217 28L219 29V30H217ZM67 29V30H66ZM68 29H69V31H68ZM88 29V28H87ZM93 29H95V27H93ZM110 29V30H109ZM153 29H155L156 30V28H153ZM225 29L226 30H228V32L227 31H225ZM241 29H243V27L241 28ZM255 29H253L254 30V33L253 32H250L249 30H247V31H249L250 32V34L251 33H253V35H250L248 32V34L250 35V36H254V34L256 35L257 33L256 32H258L259 30H256V32H255ZM86 30V29H85ZM85 30H83V32L85 33ZM90 30V29H89ZM109 30V32H107ZM113 32H112V31ZM116 30V31H115ZM152 30V29H151ZM154 30V31H155ZM174 31V32H171V31ZM231 30H233V32L231 31ZM244 30V29H243ZM243 30H241V31H243ZM246 30V29H245ZM65 31H67V32H65ZM115 31V32H114ZM212 31V30H211ZM210 31V33H212ZM221 31V32H220ZM239 31V30H238ZM63 32H64V34H63ZM78 33L77 34V36H80L81 34L82 35H84V33ZM122 32V31H121ZM138 32V31H137ZM139 32H141V29H140V31ZM165 32V33H164ZM219 32V33H218ZM225 32H226V35L227 36H225V35H220V34H225ZM234 32H235V34H234ZM244 32V31H243ZM261 32V31H260ZM264 31H262L261 32V34H263L262 35V37L264 38V33H263ZM74 33V32H73ZM72 33V34H73ZM128 33H130L129 32V30H128V32L126 33L127 35L126 36H129L130 37V39H129V37H125L126 39H127V41L125 40V43H126V46H129V43L131 42V41H133L132 42V46H131V48L129 49V50H132V48H134L133 49V53H137L138 52V50L137 49H139V53H141V52H144V51H142V49H140L139 47H140V45L143 43H145V42H143V40H145V39H143L142 40V37H140L139 35V38L141 39H138V38H136V34L137 33H134L133 34V36L134 37H132L131 38V36L130 35H128ZM146 33H147V29H146ZM247 33H246V36H247ZM71 34V35H72ZM139 34H141V33H139ZM151 34V33H150ZM161 34V33H160ZM161 34V36H159L158 38L160 39L163 35ZM167 34V33H166ZM178 34H180V31L178 32ZM187 34V33H186ZM206 34V35H205ZM218 34V35H217ZM238 34V35H237ZM70 35V34H69ZM76 34H74L73 36H71V38H73L74 36H75ZM92 35L95 37V35H98V34H89V36H90V38H87L86 39V37H83V36H81L80 37V39H82V40H84V39H86L87 41H89L87 44L88 45H90L91 46V42L93 43V45L89 48V47H87L88 48V50H82V48H79L78 50H82L83 52H86V51H88L87 52V54L90 52V54H91V56H92V54H95V53H97V54H99L100 52H101V50H102V48H103V50H104V45H103V47H102V45L99 43L100 41H98V43H97V40L96 41H94L93 42V40L92 39H94V37H92ZM143 35H145V37H147V39H149V40H147V41H149L150 42V38L148 37V36H150L149 35V31H148V33L147 34H145V33H143ZM147 35V36H146ZM175 36H177V33L176 34H174ZM174 35H173V37H174ZM185 35V34H184ZM229 35V36H228ZM241 35H245L244 33L243 34H241L240 33V38L242 37ZM248 35V36H249ZM258 35V34H257ZM65 36V37H66ZM86 36V35H85ZM88 36V37H89ZM123 36H125V34L123 35ZM142 36V35H141ZM151 36H153V35H151ZM163 36V37H164ZM214 36V37H215ZM220 36L222 37V38H220ZM247 36V37H248ZM249 36V37H250ZM68 37V36H67ZM76 37V36H75ZM162 37V38H163ZM177 37H179V36H177ZM176 37V38H177ZM180 37H182V36H180ZM179 37V40H178V38L176 39L175 37V40H173V43L174 42H176L177 40L179 41V43H177L176 44V46L178 47V48H180V47H182V42H180V39L182 40V38H180ZM186 37H189V36H186ZM213 37V36H212ZM223 37H224V39H223ZM239 37H237L238 38V40L236 41V43H239L240 41V39H239ZM111 38V37H110ZM152 38V37H151ZM173 38V39H174ZM220 38V39H219ZM237 38H234V39H237ZM251 38V40H249ZM249 39H247V38H241V39H243V44H247L248 42H246L247 40L249 41V43H250V41H251V43H253V41H252V37H250ZM59 39V38H58ZM116 40H114L115 42H113L112 44H111V47L110 48H112V52H111V50L109 49H106L105 48V50H106V52H105V50L102 52V53H104L105 52V56L103 57V56H101L100 57V54H99V60L97 61L96 60V62L98 63L99 61L103 64V65H105L106 64V66L109 68H107L108 70H109V72H112V69H110V67H113V64H114V67H113V72L115 73V74H118L119 76H122L123 77V72L121 71L122 69H123V65H125L124 64V62H125V59H126V61H127V58L129 57V60H130V62H129V60H128V62H129V64L130 63H132L131 61L132 60H136V59H138L139 57H142L141 56V54H143V53H141V54H136L135 53V55L134 54H130L129 56H127L128 55V53H126L127 52V50H128V47H127V49L124 47H122V49L120 50V51H122L121 53H122V55H120V57L121 58H123V59H119V63H118V65H116L117 64V62L115 63V58H117V56H114V52L117 54V52H118V48H119V46H117V44L119 43V41H121V39H119V37L118 38H115ZM118 39V40H117ZM135 39V40H134ZM137 39H138V41H137ZM183 39H189V38H185V36H184V38ZM212 39V40H211ZM222 39V40H221ZM233 38H232V40H234ZM64 40V39H63ZM67 40L68 39H66L65 38V40L63 41V42H65V43H67V45L69 46V42H67ZM71 40H73V39H71ZM95 40V39H94ZM98 40H100V39H98ZM131 40V41H130ZM161 40L162 39H160V42H161ZM219 40V41H218ZM222 42H221V41ZM229 40L230 39H227L226 41H228L227 43H230L229 42ZM264 40V39H263ZM85 41V40H84ZM108 41H109V39H108ZM118 41V42H117ZM169 41V42H168ZM172 41V40H171ZM183 41V40H182ZM188 41H190V40H188ZM239 41V42H238ZM257 40L255 39V41H254V43L256 42ZM73 42H76V43H78L79 42V39H78V42H77V39H74L73 40ZM112 42V41H111ZM134 42H135V46H137L138 45V48L136 49L135 47H133V44H134ZM142 42V43H141ZM148 42V43H149ZM165 42H167V43H170V40L169 39H167V40H165ZM185 43H186V41H184ZM209 42V43H210ZM259 42V44H260V42L261 41H258ZM258 42H256V45H255V47H253V46H251V49L253 50L252 52L250 51V48L248 49L249 51L247 52L246 51V53H245V48H248V46L249 45H243L242 43V45L240 44V47H238V44H236V43H234V47L235 48H233L232 50L234 51V49H235V51H237V49H238V51H237V54L235 53V54H232V55H234V57H235V55H238V56H236V57H238L237 58V60L239 59V58H241V56H246L247 54V56H249L248 58H249V60H251L252 59V56L251 55H253L254 56V54L256 55V50L258 51V49L256 48V46H258V48H260V45L258 44ZM64 43V44H65ZM90 43V44H89ZM96 43H97V45L99 44V46H101L100 48H98L97 47V49H95L96 48ZM115 43V46H113V44ZM121 43V42H120ZM139 43V44H138ZM191 43V42H190ZM193 43V42H192ZM191 43V44H192ZM211 43H213V42H211ZM253 43V44H254ZM262 43L263 42H261V45H262ZM70 44H71V42H70ZM79 44H82V42H80ZM94 44L96 45V46H94ZM128 44V45H127ZM156 45L154 46V49L153 50H157L158 49V51H159V48L160 49H162V48H164V47H160V46H165V47H167L166 46V43L164 44V42H163V44L164 45H162L161 43H160V45H159V43L157 44V43H155ZM181 44V45H180ZM190 44V45H191ZM222 44V53L224 54V53H226V50H227V47L228 46H226V49H224L223 50V48H225V46ZM231 45H232V42L230 43ZM74 45V44H73ZM145 45V44H144ZM170 45H172V44H170ZM169 45V46H170ZM174 45V44H173ZM179 45H180V47H179ZM190 45H188V46H184L183 48H187V50H188V48L190 49V48H192V46H193V44L191 45V47H189ZM214 46H215V44H213ZM237 45V46H236ZM58 45H56V47H57ZM71 46V45H70ZM77 46V45H76ZM114 47V49L116 48V46L118 47L117 49H115V50H113V47ZM124 46V45H123ZM159 46V47H158ZM175 46V47H176ZM194 46H195V48H194ZM193 46V48L196 50V46L199 48V46L198 45H194ZM215 46V47H216ZM243 46V47H242ZM83 48H85L86 47V44H84L83 46H82ZM94 47V48H93ZM143 47V45H141V48ZM155 47H158V48H155ZM174 47V48H175ZM236 47H237V49H236ZM242 47V48H241ZM93 50H92V49ZM143 48H145V47H143ZM183 48H181V49H183ZM240 48V49H239ZM244 48V51H242L241 49H243ZM254 48H256V50L254 49ZM262 48V47H261ZM72 49V48H71ZM125 49H126V51H125ZM193 49V50H194ZM201 49V48H200ZM54 50H57V49H55L54 48ZM73 50V49H72ZM76 50V49H75ZM78 50H76V51H78ZM91 50V51H90ZM96 50H97V52H96ZM98 50H100V52L98 51ZM128 50V51H129ZM135 50H137V51H135ZM141 50V51H140ZM146 50H147V48H146ZM167 50V49H166ZM194 50V51H195ZM240 50V51H239ZM263 50L264 49H262V52L260 51V49H259V51L261 52H257V55H258V53H260L261 55H262V53H264L263 52ZM63 51H65L64 49H63ZM81 51V52H82ZM95 51V52H94ZM158 51H156L157 52V56H155L156 57V61H157V57H158V54L160 55V52L158 53ZM180 51V50H179ZM185 51V50H184ZM189 51V50H188ZM201 51V50H200ZM225 51V52H224ZM233 51H232V53H233ZM234 51V52H235ZM51 52H54V54L55 55H51ZM56 52H57V54L58 55H56ZM66 52V54H68L67 53V51H65ZM81 52H79V53H81ZM91 52H94V53H91ZM109 52L111 53L110 54V58H111V60L112 61H109V59H107L108 58V55L107 54H109ZM131 53H132V51H130ZM166 52V51H165ZM190 52V51H189ZM240 52V53H239ZM245 54H244V53ZM255 52V53H254ZM60 53V54H59ZM120 53V54H121ZM126 55V57H123L124 56V54ZM145 53V52H144ZM153 53H155V52H153ZM182 53H183V51H182ZM193 53L194 52H190V53H188L187 52V55L186 54H183L184 56L186 55L187 56V58H189L191 61H193L192 59H191V56H193ZM228 53V52H227ZM226 53V54H227ZM242 53L244 54V55H242ZM65 54V56L67 57V56H69V55H66ZM86 54V55H87ZM90 54H88V55H90ZM115 54V55H116ZM181 54V53H180ZM222 54V55H223ZM82 55V54H81ZM134 55V56H133ZM138 57H137V56ZM147 55V54H146ZM182 55V54H181ZM181 55H179L180 57H181V59H182V62H184L183 60L185 59V57H183V55L181 56ZM197 54L196 53H194V56H196ZM221 55V56H222ZM256 55V56H257ZM261 55H260V58H261ZM264 55V54H263ZM262 55V56H263ZM70 56H73V55H70ZM69 56V57H70ZM94 56V55H93ZM90 57V59L91 58H93V60L95 61V59H94V57ZM131 56V57H130ZM190 56V57H189ZM193 56V57H194ZM244 56V57H245ZM246 56V57H247ZM250 56H251V58H250ZM56 57V58H57ZM76 57H78V56H76ZM103 57V58H102ZM107 57V58H106ZM115 57V58H114ZM134 57H137V58H134ZM150 57V56H149ZM151 57H153V55L151 54ZM229 57V56H228ZM231 57V56H230ZM236 57L234 58V59H236ZM244 57H242L243 59H245ZM255 57V56H254ZM254 57H253V59H254ZM51 58V57H50ZM83 58H85V59H88V57L86 56L85 57V54L83 55V57H82V59ZM105 60V59H107L110 63H108V61H104V62H102L103 60ZM131 58V59H130ZM201 58V57H200ZM202 58H204V57H202ZM231 58H233V56L231 57ZM241 58V59H242ZM248 58H246L247 60H248ZM257 58V57H256ZM255 58V59H256ZM262 58H264V56L262 57ZM60 59H64V58H60ZM85 59H84V61H85ZM113 59H115V60H113ZM141 59V58H140ZM152 58H150V60H151ZM199 59V58H198ZM205 59V58H204ZM227 59V58H226ZM225 59V60H226ZM234 59H232V61L231 62H233V60ZM241 59H239L238 61H240ZM243 59H242V61H243ZM259 59V58H258ZM102 60V61H101ZM149 60V61H150ZM154 59H152L151 61H153ZM170 60V59H169ZM196 60H197V58H196ZM247 60H245L244 62H247ZM53 61V60H52ZM54 61L55 62H58L56 59H54ZM53 61V63H51V64H54L55 65V62ZM61 61V60H60ZM83 61V60H82ZM88 61V60H87ZM124 61V62H123ZM159 61V60H158ZM156 62L157 64H160L159 62ZM227 61V60H226ZM229 61V60H228ZM236 61V60H235ZM234 61V62H235ZM260 61H262V60H260ZM86 62V61H85ZM100 62H99V64H100ZM113 62V63H112ZM161 63H163L162 61H160ZM179 62V60L176 62V64H179L178 63ZM186 62H188V61H186ZM237 62V61H236ZM121 63V64H120ZM165 63V62H164ZM168 64H169V66H170V63L172 64L171 65V67L173 66V65H176L174 62H167ZM167 63H166V65L165 64H160V66L162 65V66H167V68L169 67L168 65H167ZM174 63V64H173ZM185 63V62H184ZM195 62H193V64H194ZM225 63V62H224ZM226 63H230V62H226ZM238 63V62H237ZM236 63V64H237ZM254 63H256L257 64V62H255L254 61ZM95 64V63H94ZM99 64H98V67H97V64H95V67L93 66L92 68L94 69V72H96L97 71V73H99V74H101V73H106L107 72V70H105V67L102 65V64H100V67H99ZM111 64H112V66H111ZM120 64V65H119ZM126 64H128V63H126ZM154 64V63H153ZM192 64V63H191ZM238 64H240V63H238ZM237 64V65H238ZM244 64V63H243ZM251 65H252V63H250ZM256 64H254L255 66H253V67H255V68H251L252 69V71H256L255 73L253 72L252 73V71L250 70V72L249 73H252L253 75H255L257 72H258V68H259V71H264V67L262 68V66L263 65H260V64H263V62H261V63H258V65H256ZM116 65V66H115ZM140 65V64H139ZM155 65V64H154ZM189 66L190 67V63L188 62V63H185L184 65H182L181 66V68L180 69H182L183 71H188L189 72V70L187 69H184V67H187V66ZM196 65H198V64H196ZM236 65V66H237ZM39 66H40V68H41V70L39 71ZM50 66V65H49ZM104 67V68H102V67ZM127 66V65H126ZM129 66V68H127V72H128V74H129V72H131L130 70V65H128ZM149 66V65H148ZM153 65H151V67H152ZM208 66V65H207ZM245 66V65H244ZM258 66H260V67H258ZM55 67V66H54ZM97 67V68H96ZM116 67H118V69H119V71L117 70V68ZM122 67V68H121ZM143 67V66H142ZM142 67H139V68H142ZM200 67V66H199ZM198 66H197V68H198V70H200V71H198V70H196V67H195V65H193V70H194V68H195V70H194V72H196V71H198L197 73H202L201 72V69H204V68H199ZM238 67V66H237ZM239 67H240V65H239ZM98 68H101V70H103L104 69V72H101L100 70H99V72H98ZM116 68V70H114ZM164 68V67H163ZM167 68H165V69H167ZM178 68V69H179ZM209 68V67H208ZM207 68V69H208ZM231 68H233V67H231ZM231 68L229 69V72L231 73L232 71H231ZM245 68V67H244ZM256 68H257V70H256ZM52 69V68H51ZM95 69H96V71H95ZM148 69H150V67L148 68ZM157 69V68H156ZM160 69V68H159ZM170 69V68H169ZM177 69V70H178ZM206 69V72H208V70ZM261 69V70H260ZM263 69V70H262ZM49 70H50V72H49ZM153 70V68H151V71ZM158 70V69H157ZM155 71V74H158L159 73V71L160 72H162L161 71V69L159 70V71ZM163 70V69H162ZM176 70V69H175ZM224 69H222V71H223ZM235 70V69H234ZM52 71V72H51ZM118 71V72H117ZM137 71V70H136ZM142 71V70H141ZM148 71V70H147ZM149 72L148 71V74H151V73H154V71H152V72ZM170 70H168L167 72H169ZM213 71V70H212ZM216 71V70H215ZM239 71H241V70H239ZM93 72V73H94ZM108 72V73H109ZM122 72V74L120 75V73ZM132 72H134L133 71V68H132ZM158 72V73H157ZM167 72L166 73H164V70H163V74H166L167 75ZM178 73H177V76H178V74L179 73H183V75H184V73L185 72H179V71H177ZM194 72H191L190 74H191V76H192V78H193V75H192V73L195 75V76H198V75H200V74H198L197 75V73L195 74ZM224 72H227L228 73V68L226 69V71H223V73ZM259 73V74H262L263 75V73ZM96 73V75H98V78H97V76L95 75L94 76V78L92 77V79L91 80H93V79H95L94 81L96 82V83H93V86H95V88L101 93V94H103V95H105L106 97H108V98H110L111 99V101H112V103H113V107L112 108H110V109H108V110H106V111H104L103 112V115L100 117V118H97L96 120L97 121H88L87 119H83V123H81L82 122V119L79 117V111H78V117H77V115H74V116H76L77 118H73V119H78V118H80V119H78L79 120V122H77V123H81V124H84L85 122L84 121H88V123H87V121H86V124H89V125H87L85 128L83 127L82 129H80V126H78L77 124L76 125H74V126H70V124H69V122L71 123V121L70 120H68V118H67V116H66V114L67 113H65V114H63V113H61V116L60 115H56V118H51V114H50V111H49V109H45V108H42V109H39V111H41V112H39L38 111V109L36 110V112H35V155H44V156H46V157H49V158H52V159H57V158H61V157H67V158H69L70 159V162L71 163H69L70 164V166L71 167H76V166H78V165H80V164H82V162H77L78 160H83V162H84V164H83V166H80V167H95V168H97V169H100V170H102V169H112V170H115V171H117V172H129V173H133V172H146V173H154V172H161V171H169V172H173V173H176V175H177V181H178V204H179V216H180V220H181V264H264V137H262V136H264V132L262 133V134H260L259 133V135H256L257 133H255L254 132V130L253 131H251L253 128H255V129H262L263 130V128H264V93H262L261 91V93L260 94H253L249 99L251 100V104H254V105H256V107H257V109H258V115H260L259 116V120L261 121L260 123V125H258V124H256V125H249V123H248V125H249V127L248 126H240L239 127V125L237 126L236 125V122H237V119L235 120L236 122H233L232 124H229V121H230V123H231V121H232V119L235 117L234 115V117L233 118H227V121H225L224 120V122H228V124L230 125V130H229V132H228V135H226V134H224V135H226L225 137H224V139H223V141H226V149L223 147V145H224V143H223V141H222V135H223V133H225V132H222V134H221V136H218V137H220V138H218L217 137V135H220L219 133H221V132H218V134L217 135H215V133L216 132H214V135L212 136V133H210L209 134V132H208V134L212 137L211 139H212V141H211V139H209L210 137H208L206 134H203V131L202 130H204L205 128L204 127H206V123H207V127H206V131H207V129H209L208 128V125H209V121H210V117H208V115H207V119H209V121L208 122H206L205 124L203 123L202 125H204V127L202 126V128H204V129H202L201 127H199V122H200V120H203V119H201L202 117H200L199 118V120H197V118H198V115H199V113H201V112H199V110H198V106H200V105H203L202 103H207L208 101L211 103L212 101H210V100H207V101H200V102H202L201 104H199L200 102H199V100L205 95V94H200L201 95V97L199 96V98H198V102H196V99H194L193 100V103H191V102H189L188 103V101L186 100V99H191V98H189L188 96L189 95H192V94H194V93H192L191 94V92L192 91H190L189 93H187L188 95H185L184 97L186 98V96L188 97V98H184L183 96H182V101L183 100H185V103L183 102V103H180L179 101H178V99L176 98L177 97V95H179L178 93H175V95H176V99H174L175 101L177 100L178 101V103H177V101L175 102V101H173L174 102V104L172 105V106H170L171 105V102H170V97H171V95H170V97H169V99H167V100H164L163 98H161V95H160V90L162 89V88H160V89H156V90H158L159 91V93H157L156 94V92H155V89H152L153 90V92H154V94H156L153 98H151V97H149V98H147V99H150V101L149 100H147V103H149V102H151V103H149L150 104V107H149V104L147 105V104H142V107H141V99H140V105H137V103H138V101L136 100L135 102H137V103H134V104H131V102H129V101H131L132 99L131 98H133V101H134V96H136L137 94H136V92H137V90H135L134 88H132L134 91H133V94L132 93H130V96L129 97H125L124 96V101H122V99L120 98L121 97V95L124 93V95L127 93V92H125V91H121V90H123V89H121L122 88V85L118 82H116V80H114V79H111L115 84H113L112 82H111V80H110V78L108 77V75L106 74L105 76H107V79H108V81H105L104 79L105 78H103V74H101L100 76H99V74H97ZM135 73H137V72H135ZM219 73V72H218ZM223 73H219V75L221 76V74H223ZM248 73V74H249ZM111 74V73H110ZM161 74V73H160ZM173 74H175V76H174V82H176L175 81V77H176V79L178 80V78L180 79V81H178L179 82V84H180V86L178 85V91H179V89H180V87L182 86V84H184L185 86H187L186 84H185V82L184 81H187V77H186V79H184V77H183V80H181L182 78H181V76L179 75V77H177L176 76V73H173ZM214 74H216V73H214ZM225 74V73H224ZM223 74V77L225 78V80H224V85H222L223 84V80L221 81L222 83H219V82H217L218 84H213V86L214 85H216V87L218 86L219 87V85H221V86H225L224 88H220L219 87V89H220V91H222L221 89H227V85L225 84V81H226V78L228 77H226V75H224ZM237 74H239V76L241 77V72H237ZM53 75V76H54ZM92 75V74H91ZM139 75H141V73H139ZM152 75V74H151ZM170 75H172L171 73H170ZM203 75V73L201 74V76ZM212 75H213V73H212ZM218 75V74H217ZM217 75H213L214 76V79H216V80H221L220 79V76H219V78H216L217 77ZM101 76H102V78H101ZM124 76H126V74L124 75ZM157 76V75H156ZM159 76V75H158ZM173 76V75H172ZM194 76V77H195ZM238 75L236 76L235 75V78L236 77H239ZM243 77H241V78H243L244 79V76L246 77L247 75L246 74H244V75H242ZM249 77H248V79H250V75H248ZM256 76V75H255ZM261 76V75H260ZM164 77V76H163ZM205 77V76H204ZM211 77V76H210ZM234 77V76H233ZM231 78V79H233V80H230L229 81V83L231 84L233 81H237L236 79H238V78H236L235 80H234V78ZM239 77V79H240V83L241 82H243L244 80H246V78L243 80V81H241V78ZM73 78V77H72ZM71 78V80L70 81H74L75 79H77V80H75V81H79V78H73L72 79ZM150 78V77H149ZM154 78H155V76H154ZM196 78V77H195ZM202 78V77H201ZM200 78V79H201ZM223 78V79H224ZM253 78V77H252ZM251 78V79H252ZM263 78H264V75H263ZM97 79H99V80H97ZM165 79V78H164ZM194 79V78H193ZM203 79H205V78H203ZM207 79H208V77H207ZM211 79V78H210ZM228 79H229V77H228ZM228 79H227V84H228ZM238 79V80H239ZM260 79H262L261 77H260ZM104 80V81H103ZM109 80H110V82H109ZM152 80H154V79H152ZM166 80V79H165ZM189 80V79H188ZM196 80H197V78H196ZM199 80V79H198ZM202 80V79H201ZM253 80V79H252ZM252 80H249V81H252ZM264 80V79H263ZM262 80V83H264V81ZM69 81V80H68ZM74 81V82H75ZM103 81V82H102ZM128 81L130 82L131 80L129 79V75H128ZM171 81V80H170ZM232 81V82H231ZM254 81V80H253ZM260 81V80H259ZM258 81V82H259ZM40 82V83H39ZM51 82H53V80L51 81ZM74 82L72 83V82H69L70 83V85H73L74 84ZM161 82V81H160ZM172 82V81H171ZM174 82H172L173 83V86H174ZM183 82V83H182ZM193 82L195 83H198V81H194L193 80ZM199 82H201V81H199ZM215 82V81H214ZM213 82V83H214ZM72 83V84H71ZM78 83V82H77ZM117 83V84H116ZM187 83H188V81H187ZM194 83H190V85L191 86H193V84ZM239 83V82H238ZM247 84V80H246V82L244 81V84ZM254 83H257V81H254ZM254 83H253V86H254ZM261 82H259V83H257L256 84V86H258L259 84H260ZM128 84V83H127ZM199 84V83H198ZM198 84H196L197 86H198ZM202 84H204V83H202ZM202 84H200V85H202ZM233 84V83H232ZM235 84H237V83H235ZM243 84V85H244ZM75 85H76V83H75ZM74 85V86H75ZM119 85V86H118ZM129 85V84H128ZM161 85H162V87H164L165 88V85L163 86V83H161ZM160 85V86H161ZM177 85V84H176ZM190 85H188V86H190ZM195 85V84H194ZM229 85V84H228ZM240 85V84H239ZM248 85V84H247ZM261 85V84H260ZM68 86H69V84H68ZM74 86H72V87H74ZM77 86H78V84H77ZM116 86H117V89H118V91H121V92H123L121 95H120V93L121 92H118V91H116L117 89H116ZM170 86V85H169ZM173 86H171L172 88H174ZM187 86V87H188ZM190 86V87H191ZM233 86H235V85H233ZM232 86V87H233ZM237 86V85H236ZM246 86V85H245ZM249 86V85H248ZM250 86H251V84H250ZM252 86V87H253ZM53 87V86H52ZM66 87H67V85H66ZM71 87V86H70ZM69 87V88H70ZM76 87V86H75ZM119 87V88H118ZM121 87V88H120ZM184 87V86H183ZM215 87V86H214ZM217 87V88H218ZM255 87V86H254ZM253 87V88H254ZM197 88V87H196ZM205 88H207V86L205 87ZM204 88V89H205ZM240 88H241V86H240ZM245 88V87H244ZM170 88H168V91L166 92V95L168 94V92L169 91H172V92H170V93H174L173 92V90H169ZM181 89H182V87H181ZM181 89H180V95H181V92L183 91H181ZM199 89L200 88H197V92L199 91ZM203 89V90H204ZM209 89L210 88H208L207 89V91H209ZM218 89V90H219ZM229 89L230 90H232V88H230L229 87ZM234 89V88H233ZM256 89V88H255ZM254 89V90H255ZM260 89V88H259ZM258 89V90H259ZM165 90H167V89H163L162 90V92L163 91H165ZM184 90H185V88H184ZM189 90V89H188ZM191 90V89H190ZM194 90L196 91V89H195V87H194ZM217 90V91H218ZM235 90H237V89H235ZM242 90V89H241ZM263 90H264V88H263ZM132 91V90H131ZM186 91V90H185ZM213 91V90H212ZM216 91V92H217ZM218 92V93H220V97L223 99L224 98V100H225V97H222V94H221V92ZM256 91V90H255ZM254 91V92H255ZM135 92V93H134ZM152 91H151V93H153ZM184 92V91H183ZM182 92V93H183ZM187 92V91H186ZM186 92H184V94L186 93ZM194 92V91H193ZM226 92V91H225ZM264 92V91H263ZM119 93V94H118ZM150 93V92H149ZM169 93V94H170ZM196 93V92H195ZM209 93H211V91H209ZM209 93L208 92H206V96L204 97V100H206V99H208V97H207V94H208V96H209V99L210 98H214L213 97V95L210 97V95H209ZM214 93V92H213ZM223 94H224V92H222ZM251 93V92H250ZM249 93V94H250ZM257 93V92H256ZM132 94V95H131ZM160 95V97H159V95ZM164 94V93H163ZM158 95V96H157ZM179 95V96H180ZM195 95H197V94H195ZM203 95V96H202ZM251 95V94H250ZM174 96V95H173ZM225 96H227V95H225ZM229 96H231V95H229ZM232 96H234V94L232 95ZM192 97V96H191ZM207 97V98H206ZM240 97H241V94H240ZM126 98H128V99H126ZM138 97L136 96V99H137ZM159 99L158 101L157 100H155V99ZM162 99V101H165V105H164V102H160V100ZM165 98V97H164ZM193 98V97H192ZM221 98H219V99H221ZM231 98V97H230ZM235 98H236V96H235ZM131 99V100H130ZM145 99V98H144ZM152 99H154L155 101V103L156 102H158V103H161V105L160 104H156V105H154V102H153V100ZM181 99V98H180ZM179 99V100H180ZM203 99V98H202ZM211 99V100H212ZM217 99V98H216ZM215 99V100H216ZM219 99H217V100H219ZM125 100L127 101L126 103H124L125 102ZM242 100H244V99H242ZM143 101H145V100H143ZM181 101V102H182ZM187 101V102H186ZM192 101V100H191ZM226 101H228L227 99H226ZM146 102V101H145ZM208 102V105L210 104ZM229 102H230V100H229ZM232 102V101H231ZM235 102V101H234ZM240 101H238V103H239ZM248 102H249V100H248ZM247 102V103H248ZM36 103H37V100H36V98H35V105H36ZM128 103H130L131 104V106L130 107H132V108H129V107H127V105H129ZM133 103V102H132ZM144 103V102H143ZM170 105H169V104ZM178 105H182V104H186L187 103V105H185V107L182 105H180V106H178ZM180 103V104H179ZM198 103V104H197ZM166 104H168L167 106H168V108L171 110H174V106H175V104H176V106L177 107H179V108H177L176 110L178 111V109L180 110L181 108L183 109V108H185L186 109V106H188V104H190L191 106H189V109L188 110H191L192 111V109L191 108H194L195 106V104H197L198 106L196 107V109L198 110V114H195V116H197V117H195V116H193V120L191 121V122H188V120L189 119H185V117H182L180 120L183 122V123H181L180 121H179V123H181V124H184V125H186L185 123H192V124H190V127H193L194 125L196 126V128H197V126H198V129H197V131H198V134H197V132H196V134L195 133H193V134H191V135H193L194 137H195V139H192L193 138V136L191 137V135L189 134V136H186L185 134H187L188 135V132H190V131H188V130H191V131H193L194 132V130H193V128H189V126H187L188 128H187V131H186V126H184V127H181V126H179L180 128H182L184 131H185V133H184V131H182V129H180L182 132L181 133H179V129L177 130V128H175V127H177V126H175V123L177 122L176 120L178 119L179 120V116H176L175 115V118H173L174 120L173 121H171L168 117H170V116H172L173 114H174V112L172 113L171 111H168V113L165 111V110H162V109H164V108H166L167 106H166ZM219 104V103H218ZM227 104V103H226ZM136 105V106H135ZM148 106L149 108V110L147 109V111H146V109H145V107H143V106ZM152 105H153V108L155 109V110H157V107H158V109H161L162 107V111H163V113L162 112H159L160 114H158L157 113V111H159V110H157V111H155L156 113H157V115H156V113L155 112H152L153 114H155V117H158V115H159V117H161V115L163 114H165V115H167V116H162V118L161 119H163L164 121H161V119H159V118H154L152 121H154L155 120V123L154 122H152L151 120H150V118H148L149 116H151L150 115V111H151V108H152ZM158 105V106H157ZM159 105L161 106V108H159ZM222 105H223V102H222ZM228 105V104H227ZM226 105V106H227ZM231 105V104H230ZM240 105H242V103L240 104ZM245 105H247L246 103H245ZM140 106V107H139ZM154 106H157V107H154ZM194 106V107H193ZM205 106H206V104H205ZM219 106H221V105H219ZM229 106V105H228ZM236 106V105H235ZM248 106V108H249V105H247ZM134 107H139V108H141V112L139 111L140 109L138 108V109H135ZM202 107V106H201ZM203 107H204V105H203ZM202 107V108H203ZM239 107V106H238ZM241 107V106H240ZM167 108V109H168ZM176 108V107H175ZM211 108V107H210ZM246 108V107H245ZM253 108V107H252ZM135 109V110H134ZM144 111H143V110ZM154 109H152L153 111H154ZM200 109V108H199ZM212 109V111L211 112H217L218 110H220L221 109V107H220V109H218L217 110V107H215V110H214V108H211ZM226 109V108H225ZM256 109V110H257ZM187 109L186 110H184V111H187L186 113H183V115L185 114L186 115V117L187 118H190V116H191V111H188ZM204 110L206 111V108H204ZM204 110H202V111H204ZM207 110H208V107H207ZM223 110H224V108H223ZM183 110H181V112H182ZM183 111V112H184ZM195 111V109H193V112ZM200 111H201V109H200ZM230 111V110H229ZM247 111V110H246ZM249 111V110H248ZM252 111V110H251ZM38 112L39 113H41V119L39 120V118H38ZM81 112V111H80ZM144 112H146L145 113V116H146V121H145V116H144ZM190 113V116L188 115L189 113ZM209 112V111H208ZM227 112V111H226ZM225 112V113H226ZM239 112H241V111H239ZM77 112L75 111V114H76ZM142 113V114H141ZM151 113V114H152ZM162 113V114H161ZM206 113H207V111H206ZM205 113V114H206ZM219 113H220V111H219ZM218 113V114H219ZM254 113V112H253ZM152 114V118L154 117V115ZM172 114V115H171ZM175 114H177L178 115V112L177 113H175ZM203 114V113H202ZM214 114V113H213ZM217 114V113H216ZM234 114H235V112H234ZM249 114V113H248ZM247 114V115H248ZM83 115H84V113H83ZM147 115H149L148 117H147ZM181 115H182V113H181ZM182 115V116H183ZM211 115V114H210ZM251 115V114H250ZM250 115H248V116H250ZM80 116H82V115H80ZM205 116V115H204ZM252 116V115H251ZM254 116H256V115H254ZM85 116H83V118H84ZM165 117V118H164ZM178 117V118H177ZM215 117V116H214ZM220 117V116H219ZM243 117V116H242ZM258 117V116H257ZM86 118V117H85ZM177 118V119H176ZM185 120H184V119ZM194 118H195V120H194ZM218 118V117H217ZM223 118V117H222ZM252 117H250V119H251ZM148 119V120H147ZM170 120V121H168V122H166L167 120ZM212 119V118H211ZM221 118H219V120H220ZM223 119H225V118H223ZM223 119H222V121H223ZM231 119V120H230ZM235 119V118H234ZM77 120V121H78ZM81 120V121H80ZM157 120H159V121H157ZM213 120V119H212ZM215 120V119H214ZM229 120V121H228ZM241 120V119H240ZM256 120H257V118H256ZM74 121H76V120H74ZM143 121H145V122H143ZM151 121V122H150ZM161 121V123H159ZM174 121H176V122H174ZM184 121H185V123H184ZM187 121V122H186ZM190 121V120H189ZM196 121L198 122V124L196 123ZM216 121V120H215ZM215 121H214V123H215ZM147 122H150V123H148V124H151V123H153L154 124V126L155 125H160L161 126V124H162V122L165 124V122H166V124H168L169 125V129L170 130H168V125L166 126V130H165V127L163 126V128L162 129H164L163 130V132H164V134L162 133V134H160V135H165V136H162L161 137V140L162 141H165V140H167L168 142H166L165 141V143L164 142H162L161 140L159 141L157 138H156V135H155V143H153L152 145H151V143H152V135L151 134H153L154 132H153V127H151L152 129V131L151 132H153V133H148V131H146L147 130V128H146V130L144 129L146 126H144V127H142V124L143 123H146L147 124ZM171 122V123H170ZM205 122V121H204ZM211 122V121H210ZM220 122H221V120H220ZM250 122V121H249ZM174 124V126L172 127L171 125H173ZM194 123H196V124H194ZM219 122H217L216 124L220 127V125H222L223 126V124H218ZM223 123V122H222ZM244 123V122H243ZM80 124V125H81ZM153 124H151V126L153 125ZM176 124H178V122L176 123ZM213 125V123L211 122L210 123V125ZM225 124V123H224ZM241 124V123H240ZM245 124V123H244ZM251 124H252V120H251ZM158 125L156 126L157 128H158ZM163 125V124H162ZM210 125H209V127H210ZM78 126V127H77ZM141 126V127H140ZM159 126V127H160ZM195 126H194V128H195ZM214 126V125H213ZM218 126L217 127H212V128H218ZM221 126V127H222ZM225 126V125H224ZM81 127H82V125H81ZM133 127H137V130H135L134 132L132 131V130H130L131 128H133ZM141 129H140V128ZM170 127H172V128H170ZM221 127L219 128L220 129V131H221ZM227 127V126H226ZM229 127V126H228ZM92 128V129H91ZM139 128V129H138ZM161 128V127H160ZM159 128V129H160ZM175 128V129H174ZM250 128H251V130H250ZM87 129V130H86ZM199 129L201 130V132L199 131ZM222 129H223V127H222ZM225 129V128H224ZM93 130V131H92ZM112 130V131H111ZM115 130V131H114ZM116 130L118 131V130H120V132H121V130L123 131V132H121L122 133V135H119L117 132H116ZM127 130V131H126ZM146 131V132H143V131ZM174 131V132H177V135H178V133H179V138H178V136L176 137V134L174 133V132H172V131ZM227 130V129H226ZM250 132H249V131ZM256 130V132H259L260 130H258L257 131ZM137 131H142L141 133H143L144 135H145V133H148V134H150V135H148V134H146L145 135V137H144V139H142L143 138V134L141 135H139V133L137 132ZM167 131V132H166ZM169 131H170V133H169ZM264 131V130H263ZM110 132V133H109ZM127 132H129L130 133V135H132V136H130V135H127L128 133ZM138 134H136V133ZM159 132H160V130H159ZM187 132V133H186ZM109 133V134H108ZM123 133H127V134H124L123 135ZM133 133V134H132ZM168 133V134H167ZM173 133V134H172ZM199 133H202L201 135L199 134ZM116 134L118 135V136H116ZM155 134H157V132L155 133ZM174 135L175 137H173L172 135ZM181 134H183L182 136L184 137H182L184 140L186 139V142L184 141V140H182V138H180L181 136ZM96 135V138L94 137ZM98 135V136H97ZM111 135L112 137L114 136V138L115 139H113V138H108L109 136ZM127 135V136H126ZM135 135V136H134ZM148 135V136H147ZM167 135H171V137L170 136H167ZM196 135V136H195ZM203 135H206V137H204ZM223 135V136H224ZM250 135L253 137H250ZM253 135H255V138H254V136ZM262 135V136H261ZM108 136V137H107ZM128 136H130L131 137V139H130V137H128ZM149 136H150V138H149ZM167 136V137H166ZM197 136H199V137H197ZM200 136H202V137H204V138H200ZM216 136V138L214 139V141H213V137H215ZM227 136H229V138L227 137ZM247 136V137H246ZM249 136V137H248ZM118 139H117V138ZM122 137H125L126 138V141L124 140V138H122ZM132 137H134V138H132ZM141 138V139H137V138ZM187 137V138H186ZM198 138V140H200L199 142H198V140H197V138ZM227 137V138H226ZM256 137H258V138H256ZM260 137V138H259ZM262 137V138H261ZM121 138V140H119ZM136 138V139H135ZM149 138V139H148ZM164 138H169V140L170 139H177L178 138V140L179 139H181L179 142H178V140H172L173 141V143L171 144V142L172 141H170L169 142V140L168 139H164ZM191 138V140H189V139ZM122 139H123V144H121V142H122ZM130 140V141H133L132 143H134L133 144V147H135V143L136 142H134V139L135 140H139V143L141 144V145H138V143H137V146H140V148H138V149H140L142 152H141V154H138V149H134L135 151H137V153H132L134 150H132L131 148H132V144H129V142L130 141H128L127 142V140ZM164 139V140H163ZM202 139V140H201ZM206 140V139H208L209 141H204L203 142V140ZM218 139H220V140H218ZM141 140H144V141H141ZM192 140H194V143L196 144H194L193 145V147L191 146V142H189V141H192ZM196 140V141H195ZM143 142V143H141V142ZM146 141H149L148 143L146 142ZM157 141V142H156ZM174 141H176V143H179V144H182V146L181 147H179V148H177V145H176V143L174 142ZM187 141H188V145H189V149L191 150V153L193 154H188V152H189V150H188V148L186 149V147L188 146L187 145ZM215 141H220V144L222 143V146H220V144H219V142L218 143H216ZM127 142V143H126ZM147 144H146V143ZM182 142V143H181ZM198 142V143H197ZM208 142V143H207ZM211 142V143H210ZM212 142H215L216 143V146H218V147H216V149L217 148H221V147H223L224 149H225V153L224 154H212V152L213 151H215V150H213L214 148H212L210 151L208 150V152L207 151H205L206 149L204 148V146L206 145V146H208V147H210L211 145H212ZM149 143H150V146H149ZM185 143H186V146H185ZM193 143V142H192ZM201 143H203V147H202V151H204V155H202L201 154ZM206 143V144H205ZM210 143V144H209ZM119 144H121V146L119 147ZM143 144V145H142ZM163 144H165V148H161V146L163 145ZM179 144H178V146H179ZM198 144H199V147H198ZM127 145V146H126ZM167 145V146H166ZM183 145L185 146V148H183ZM123 146V147H122ZM130 146V148H128ZM142 146V147H141ZM144 146V147H143ZM145 146H146V148L148 149V147H150V149H149V154H147L148 152H146L147 151V149L145 148ZM191 146V147H190ZM215 146V145H214ZM225 146V145H224ZM124 147L126 148V150L127 151H125V149H124ZM211 147H213V146H211ZM210 147V148H211ZM195 148L198 150L199 149V154H198V152H196L197 153V155H194L195 153ZM123 149V151H124V154H122V155H120V154H117L116 152H118V151H121ZM145 151H144V150ZM177 149H179V150H177ZM183 149H185V150H182ZM205 149V150H204ZM180 150H181V153H175L176 151H179L180 152ZM188 150V151H187ZM192 150H194V151H192ZM219 150V149H218ZM72 151V152H71ZM95 151H100V152H105V153H101V154H99V153H94ZM108 151L110 152V154H108ZM123 151H121V152H123ZM134 151V152H135ZM144 151V152H143ZM162 151H168V152H166L167 154H165V152H163L162 153ZM184 151H186V152H184ZM220 151V150H219ZM128 154H127V153ZM150 152H153V153H151L150 154ZM159 152H161V153H159ZM207 154H206V153ZM209 152H210V154H209ZM215 152H217V151H215ZM112 153V154H111ZM144 153V154H143ZM206 154V155H205Z\"/></svg>",
    "mask_w": 264,
    "mask_h": 264
},
{
    "label": "crops",
    "instance_id": "crops-1",
    "mask_svg": "<svg viewBox=\"0 0 264 264\" xmlns=\"http://www.w3.org/2000/svg\"><path fill=\"white\" fill-rule=\"evenodd\" d=\"M219 24L221 25V23H219ZM220 25H219V26H220ZM223 25H226V23H223ZM221 26H222V25H221ZM221 26H220V29L222 30V27H221Z\"/></svg>",
    "mask_w": 264,
    "mask_h": 264
}]
</instances>
